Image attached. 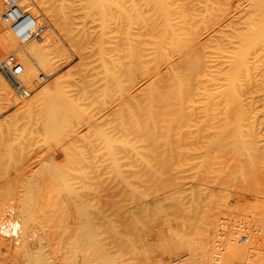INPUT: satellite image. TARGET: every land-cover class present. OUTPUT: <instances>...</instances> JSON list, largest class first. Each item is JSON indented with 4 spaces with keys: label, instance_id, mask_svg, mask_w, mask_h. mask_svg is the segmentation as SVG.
<instances>
[{
    "label": "rangeland",
    "instance_id": "1",
    "mask_svg": "<svg viewBox=\"0 0 264 264\" xmlns=\"http://www.w3.org/2000/svg\"><path fill=\"white\" fill-rule=\"evenodd\" d=\"M53 1H51V2L53 3ZM59 1H60V3L59 2H56V3H59V5L58 4H56V5L53 4V5L56 6L57 9H59V10H57V13L60 14V9L62 10V8H58V7L61 5L60 7H63L64 8V6H62L63 4L61 2H64L66 0H64V1L63 0H59ZM68 1L69 0H67V3H68ZM72 1H73V3H72ZM74 1L75 0L69 1V3H71V5L66 4V3H64V5L66 4L67 7H69V6L71 7L72 4H75L76 3L74 5V9H73V10H75V8L76 7H80L81 4H86V2L87 3L89 2V3L87 4V6L84 5V7H82L83 6L82 5L81 6L82 9L81 8L78 9V15H80V17L78 16L79 18H81L82 16H83L82 18H84L85 17L84 14H86L87 17H85L84 18L85 21H83V22L86 23V25H84L85 23L83 24V22H81L82 19H79L77 17V15L74 14V15H71V16H73V17L75 16L77 18V20L78 19L81 20L80 22L82 24L80 23L81 25L79 24L78 26H75L73 24V26L71 25V27H73V28L76 27V28H79V29H81L82 27H84V29H85L86 26L87 27H90V29L91 28L93 29L95 27L94 28V31H95L97 25H98L99 29H100V27H101V29H103L105 27V25L100 24V23H102V22H100L101 18H104V17H101L100 16L101 14H98V13H97V15H95L96 13L94 14V11H95V9L97 7L96 8L93 7L92 11L90 10L91 8H89L88 11L86 10L88 8L85 9L88 12V14H89V12H90L91 15L93 13L92 16L94 17L95 21H92L91 20L92 16L90 18V16H88L87 12L84 10V8L85 7H88V5L90 7L93 6L90 3L92 1H90V0L87 1L86 0V2H85L83 0L85 3L84 2L81 3V1H80L81 4L78 2V0L75 1V3H74ZM101 1L103 2V3L101 2L103 6H104V4H106L108 7H110L111 6V3L114 2L112 0H108V2H110V3H108L107 0L106 1L105 0H101ZM160 1H162V3L164 4V0H160ZM166 1L167 0H165V2ZM168 1H170V0H168ZM172 1H174V0H171L170 2H167V3H171ZM250 1L251 0H216V1L215 0H197V1L196 0L195 1L194 0H176L173 4H169L168 5L167 3H165V4H167V7L168 8L166 7V10H168V11H171L172 12V9L169 10L170 9L169 7H171L170 5H172L173 6L172 7L173 8V11H175L177 9L178 13H182V12L184 13L185 12L184 14H178L177 11H176V15L178 14V15L183 16L182 19H184V20H182V21L184 23L187 21V19L185 20V15L186 16L189 15L190 17L193 16V18H191V20H190L191 22H190L189 27L187 26L188 27L187 28V31L188 32L191 31L192 34L188 33L187 36L185 35L186 34L185 33V30H186L185 28H186V25H188L186 23L189 22V20L184 25V23H182V21H180V18H181L180 16H177L179 18L176 17L177 19L175 20L173 17H170L169 16V15H171V12H168V13H170V14H168L166 10H165L166 11L165 13H167L168 16L167 15H164V18H166L165 16H167V18H166L167 20H164V18H163V20H164V22L166 24L163 23V22L162 23L156 22L158 26L160 25V27H158V26H155L156 23H153L152 22V25H153V28H152V25L150 26V23H151L150 20H151V17L153 15H155V16L157 15L155 13V11L157 13H159V11H157L158 8L154 7L155 9L153 8V10L150 11L151 10L150 8L152 6L149 7V6L146 5L148 7L147 8L145 6V3L144 2L141 3L142 2L141 1L140 2L141 4H138V5L140 6V5L143 4L142 5V8H144V11L145 12L143 11L142 14H143L144 17H142V16H140V17L138 16L137 17V19L139 18L138 19V22H137L139 24H137L135 22L134 25H135L136 28H137V25H140V27L138 26L139 27L138 29H133V30L131 29V31H133V32H139L140 29H141L140 34H141V32H142V35H143V33L145 34V35H143V36H145L144 37L145 40H146L145 43L146 42L149 43L150 39H153V38H150L149 36L146 37V31H145L146 29L148 31V29H151V28L152 29H155V27H156V30H159L158 33L162 34L164 32V30L166 29V25H168V27L170 26V28H171V29L169 28L170 30H173V29L174 30H177L178 29L177 26L180 27L181 29L179 28L178 30H180L184 34L178 32V30H177V35H178V33H180L181 35H183V36L180 35V37H182L183 40L185 38V41H183L180 38H177L179 36L176 37V35H175L174 36L175 39L176 40L178 39L177 41H175V39L173 38L174 45H176V46L173 45V50L170 48L171 51L169 49H168L169 51H167V48L166 47L168 46V44H167V46L164 45L166 47H164L163 49L165 50V48H166L167 53H164L166 51H164V52L161 51V54L163 55V57H164L165 54L168 55V54H170L172 52H175L176 50L180 49V47H181V49H183L182 47H184L186 44H188L190 46L189 47L187 45V48H186V50L188 49L187 51H189V55L188 56L189 57L190 56H193L194 57V55H197L198 53L202 55V58L205 56L206 59L203 58V61H202V58L201 57L199 58V56H198L199 54L197 55V58H198V60L200 59L201 62H205V61H207L206 63H209L210 62L209 65L208 64H205V65L210 66V68L213 67V69L212 68L211 69L214 70V71L216 70L215 72H216L217 75L215 74V72L213 73L212 71H211L212 72L211 74L212 75L215 74V76L216 77L218 76L217 78H219L220 77L219 75H221L222 71H224V73H225V70H226V73H228L227 67H228L229 63H227V62H229V60H230V58H229L230 56L229 55L231 54V53H229V55H228V52L230 51V50L228 51V49H234L235 50V47H236V44H235L236 42L235 41L239 40L235 36V35H237L236 30L237 29L239 30V28H240L238 26H240L239 22L242 20L241 19V16H242L241 14H243V10H248L246 8H250V6L248 7V5H251ZM105 2H107V3H105ZM135 2H137V1L135 0ZM262 2H263V0H262ZM78 3H79L80 6L79 5L76 6ZM49 4H50L51 7L53 6L51 3H49ZM108 4H110V5H108ZM150 4H151V2H150ZM214 4H215V6H214ZM236 4H237V6H236ZM152 5L154 6V4H152ZM174 5L177 8L176 7L174 8ZM182 5L186 9L185 11H184V9H181V7L184 8ZM210 5H212V6H210ZM143 6H145L146 9ZM164 6H166V5H164ZM67 7H66V9H67ZM70 7H69V9H70ZM108 7H106V8L104 7L105 8V12L108 13V11H109V13L111 12V14H112V11H115L113 9V6H112L111 10H109ZM56 8H54V9L56 10ZM220 8H222V10ZM64 9H63V12H65V10H66V9L65 10ZM69 9L66 10V12H65L66 14H69V11H68ZM161 9H163V8H161ZM225 9H227V10H225ZM263 9H264V7L262 6V7H260L259 11L257 9V11L253 13L254 15L256 13V17L258 16L257 18H259L258 20L261 22V24L264 23V20H263L264 19L263 18V16H264L263 15L264 14L263 13ZM73 10L70 9V11H72V12H73ZM79 10L80 11H85V12H81V13H84V14H79ZM179 10L180 11L182 10V11L180 12ZM223 10H224V12H222ZM201 11H202V13H201ZM204 11H206V14H205ZM220 11H221L222 14L220 13ZM74 12H76V10ZM96 12H98V9L96 10ZM244 12H247V11H244ZM65 13H63V14H65ZM150 13H153V14H150ZM145 14H146V16L149 15V17H147L149 20L147 18H146L147 20L145 19ZM173 14H175V13L173 12ZM173 14H172V16H173ZM253 14H251V15H253ZM98 16H100L101 18L99 19ZM155 16H153L152 19ZM189 16H188V18H190ZM202 16L203 17L206 16L207 18H205V17L203 18ZM88 17L90 18L91 21L89 20ZM96 17H98V19ZM170 18L173 19V20L171 21ZM254 18H255V16H254ZM178 20L182 24H180V22ZM204 20H205V23H204ZM89 21L92 22V23H94V24L93 25L90 24ZM97 21H98V24H96ZM144 21H145V23H144ZM159 21H161L160 18H159ZM192 21H193V23H192ZM140 22H143L144 25H147V23H148V26H146V27L143 25V27H144L145 30L144 29L142 30L143 27H142V24H140ZM169 22H171V23H169ZM194 22L195 23L197 22V23L194 24ZM158 23H160V24H158ZM104 24H105V22H104ZM173 24H175V25H173ZM205 24H206L207 28L209 27L208 29L206 28ZM82 25H84V26H82ZM134 25H133V27H134ZM162 25H163V27L165 29L162 27ZM171 25H173V26H171ZM181 25H182V27H181ZM102 26H104V27H102ZM183 26L185 28H183ZM190 26H192L191 28L194 29V30H192V29L190 30ZM49 27L50 26L47 25V28H49ZM161 27L163 28V31H162V29H160ZM182 28H183V30H182ZM99 29H97L98 32H100ZM39 32H40V30L38 31V33H36L37 36L35 37V39L33 38L32 40H30L26 44L21 45L20 46L21 48L19 46H18L19 48L16 47L14 49L15 55H14V52L13 51H10L11 53L9 52V54L14 55V57L15 56H19L18 54L22 53L21 52V50H23L22 48L26 47V45L28 43L30 44L31 42H33L36 39H38V36L40 37L42 35V33L43 34L45 32L47 33V30H45V32H43V31H41V33H39ZM166 32L167 31L164 32L165 35H166ZM239 32H240V30L238 31V33ZM158 33H157V35H158ZM54 35H55V37L58 38V36H56V34H54ZM142 35H141V38H140L141 40L143 38ZM170 35L171 34L169 33V36ZM193 35H194V37H190V36H193ZM238 35H237V37H238ZM169 36L167 34V37H169ZM184 36H186V37H184ZM209 36H210V39H209ZM223 36L225 37V39H224ZM211 37H213V38H211ZM234 37H235L236 40L233 41ZM144 38H143L142 42L144 41ZM221 38L224 41L223 40H220ZM190 39H192L194 41V44H191V40ZM57 40H58V43L60 44V40H62V39L59 37ZM209 40H210V43H209ZM227 40H229V41H227ZM62 41L65 42L66 40H62ZM62 41H61L62 44H60V45L62 46V48L64 47L63 48V51L64 50L65 51L67 50L64 53V55L62 56V58L64 56H66L65 57L66 59L64 60V58H63V61H62V58H60L61 61L59 62L60 59L59 58H56L55 61H58L60 64L58 62H55L54 59H53V62H55V64H56V65L54 64V66L57 67V71L58 72L56 71V68L53 67L55 71L53 70V74H51L52 72L50 73L52 78L56 77L57 76V73L59 75L60 72H63L65 70L69 69L72 65H75L78 62L77 59L74 58L73 53L71 51H69V49H68L70 46L67 45V44H69V43L65 44ZM178 41L181 44H179V43L175 44ZM189 41H190V43H188ZM230 41H233V42H230ZM184 42H185V44H184ZM217 42H218L219 45L217 44ZM211 43H214V44H212V47H211ZM233 43H234L235 47L233 46ZM197 44L200 45V46H197L196 47L195 45H197ZM225 45L226 46L228 45L229 48L227 46L228 49H226L225 48L226 47ZM230 45H231V47H230ZM67 46H68V48H67ZM192 46H194V47H192ZM216 46L219 49H217ZM220 47H222V50L220 49ZM223 47H224L225 51H223ZM168 48H169V46H168ZM190 48L192 50H190ZM193 48L195 50L197 48V52H196L197 54L195 52L193 54V52H192L194 50ZM202 49L204 50L203 52L201 51ZM214 49H215V52H214ZM206 50L207 51L212 50V51H209L210 52V54H209V52H206ZM16 51H18V52H16ZM233 51H230V52H233ZM51 52H52V50L50 51V53ZM68 52H70V55H69ZM159 52L160 51H158V53ZM190 52H192L193 55L190 54ZM16 53H18V54L16 55ZM48 53H49V51H48ZM175 53L178 56L177 52H175ZM178 53H179V51H178ZM211 53H212V56L213 57L211 56ZM216 53L219 54L220 56L219 55H216ZM66 54H68V55H66ZM224 54H226V55H224ZM52 55H55V53L52 54ZM160 55L157 56L159 59L158 58H154V60L157 59L156 62H154V60H151L154 63L151 62V61H149L148 62V65L149 64H150L149 66L157 65L158 67L156 66V68H159V69H162V67L164 68L165 65L163 66V61L162 60L167 55H165L164 58L162 57V55L161 56ZM170 55L172 56V54H170ZM215 55H216L217 58L216 57L214 58ZM222 55H223V57H222ZM50 56H51V54H50ZM175 56H172V57L168 58V60L169 59L172 60V58L175 57ZM58 57H60V56H58ZM210 57H212L214 60H212ZM219 57H221V59ZM225 57L228 58V61L225 60L226 59ZM187 59H189V58H187ZM192 59H194V60H192ZM192 59H191L192 61L197 60L196 59V56H195V58H192ZM207 59L208 60H211V61L208 62ZM17 61L19 62V57H18ZM29 61H32V63H35L36 62L35 60H32V59H30ZM212 61H213V63H211ZM251 61H253V60H251ZM223 62H225L226 64L223 63ZM183 63H184V61L182 62L181 65H185ZM192 63H191L192 64L191 67H190V64L188 66L186 64V67L190 68L189 71L187 72L188 73V76H187V73H186L185 70L184 71H185L186 76H183L182 75L184 73V72L182 73V71H183V68L182 67H184V66H181V68H180V69H182V71L179 69V72L181 73V74L180 73L179 74L182 76L181 77V81H182L183 78H184L183 80H185V77L186 78L188 77L187 78V79H189L188 81L191 80L190 83H193L195 86H197V84L199 83L197 81H199L200 79H201L200 82L201 81H204V80L202 78H199L201 76V75L199 76V74H198L199 72L197 74L194 73V72H196V70L194 71V69H196V67L194 68L193 65H195V64H194V62H192ZM57 64L59 66H57ZM158 64H161V65H158ZM210 64L213 65V66H211ZM225 65H227V66L225 67ZM257 65L258 64H256L254 67H256ZM160 66H162V67H160ZM60 67H61V69H60ZM166 67H167V65H166ZM168 68H169V66L166 68V70L165 69H162L160 71L161 76H162V72L163 71L165 72V73H163V75L166 74ZM192 68H193V70H192ZM184 69H185V67H184ZM103 70L104 69H101V72ZM186 70H188V69L186 68ZM197 71H198V69H197ZM189 72L193 74V77L196 79V81H193L192 80L193 77L190 79L189 76H192V74H190ZM102 73H104V72H102ZM102 73L99 72V74H98L99 77L97 76L99 79L97 77H96L97 78L96 79L95 76H93L95 78L94 81H96V80L99 81V80H101L100 78H103V79L105 78V80L102 79L101 81H99L100 84H101V86L103 84L102 90L104 89L103 91L100 90V91H102L101 93H99L100 92L99 90L97 92L98 95L99 94H101L100 96L103 95L102 97H98L99 100H98V98H97L96 95H95L96 98L92 95L93 94L92 92H94V94H97L95 92L97 91V88L98 87H100V89H101L100 84H98L99 82L97 81V84H95L96 82L93 81V77H88V79L89 80H92V81H88V79H86V82L88 81V82H92L93 84H95V87L94 86L93 87L96 88V89H94V88L91 87L92 89H94V90H92V89L89 88V90L92 91V92H90L92 94H90V93H88L86 95H83L82 94L83 96H81L78 91L80 90L79 87L82 88L86 84L85 81H84V79L78 78L76 75L75 76L72 75L69 78H66L65 79V81H66L65 84L66 85L65 84H63V85L66 86V88L67 87L69 88V86H70V88L69 89L67 88V90H65L66 89L65 88L64 91H65L66 94L63 92L59 96L62 99H60L59 101L57 100L58 106H57V110L55 112V119L52 120V121H55L54 123H56V126L55 127H54V124L49 120L50 119L49 118V114L46 113V112H42L40 115H38L35 112H28V111H26V112L25 111H23V112L20 111V113H19L17 109L22 104L21 102L24 100V98L18 100L19 102L22 100L20 103H18V104L16 103L15 104L16 106L19 105L18 107L10 104L9 107H8V105H7V107H5V110L3 108V110L0 111V124H1L0 125V141L2 143L3 142L2 140L5 139V137H6L7 138V141H9V142H7L6 139H5V141L3 143H7V146H8V144L11 142L10 145H9L10 146L9 148L6 147V145H5V147L8 149V151H7L8 154L5 152L7 149H5V147H1V146H3V144L0 146V148H2V149L4 148L3 151H1L2 149H0V151L6 153L7 156H8V158L6 156V158H4V159L5 160L8 159V162H9V163H7V160H6V162L4 163V165L5 164H8V165H6V167H7L6 169H5V166H3V164H2V162H4V160L2 162H0V165L2 164L1 166L3 167L2 168V171L4 172V174H2L3 173L2 171H1L2 173L0 172V180H1L0 181V185L1 184L2 185L5 184L7 181L8 182H10V181L14 182L16 180H19L18 177L19 176H22L23 174H25L24 175V178L26 176H29L30 177V180L28 179L29 177H26L25 178L26 180L25 179L23 180L24 183L22 181V183L24 184V185H22L24 187L22 189V191H25L24 193L26 194V197H27V199H28V201L30 203V205H29L30 212H31V209L34 211V212L33 211L31 212L33 214H35V212H39V214L38 213L36 214L39 218L36 215H33L32 214V216H33L32 220L34 219L33 221H34V224H35V225L32 224V227L35 228V230H36V231L34 230L36 232L35 239H38L37 238V235H38V237L41 236V238H40V240H41L42 238H44V236L46 237V234H47V237L46 238L48 239V241H47L48 242L47 243L48 245H46L44 239H43V241H38L37 240L36 242H39L38 244H41L40 245V248L43 249L42 247H44L46 249V250L45 249L44 250L47 251V253L49 255H51L52 257L57 258V259H61V260L64 258V256L65 257H69L71 259H75L76 262L79 264L80 261H81L80 259H82V256H83V258L86 257V256H84V254H82V253L85 252V251H83V249L86 250L85 254L86 253L87 254L89 253L87 255V257H86V258H88V261H89V258L92 257L91 254H93L91 250H94L95 251V249H90L89 250V249L85 248L86 247V245L84 246V242L85 241L82 240L83 241V244H82L81 239H75V235H77L79 231H76L77 234L76 233L75 234H72V236L70 234V239H65V238L59 237L61 234L60 233H59L60 235L58 234L57 228L59 229V228H61L63 226V222L65 223V219L68 217L67 218V221L68 220H76L77 221L79 219V216H80V208L74 209L75 210V213H73L74 210L73 209L71 210V208H69V204L68 203L65 204L66 203L65 197L68 198V195H69L70 197L73 196L74 199L76 197V202H75L76 203V206H79L80 207V204H81V202H82L83 199H84V201L87 200L89 202V205L91 206V208H90L91 210H89V211H93L92 216L90 215V217H92V219L95 217L93 219L94 222L92 221L93 222L92 223L93 225L94 224L97 225L98 222L103 219L102 220L103 222H99V225L100 226L99 225H97V227L96 226H92L91 229H90V231H88V234H89V238L91 240L95 237V235L92 234V233H95V234H97L96 237L99 240L98 242L101 241V243H103V241H105V240H106L105 242H107V241L109 243L111 242L109 244V246H107L109 248L106 247L107 248V251H104V250L102 251V254L103 253H106V254H108V256H111V258L109 260H107V263L108 264H112V261L114 260V258L112 256H114V257L116 256L115 258H119V261L121 263L123 261L124 264H131V262H128L129 260L126 261L127 260L126 259L127 257H128V259H130V255H128L129 250H128V252L126 251L127 253L124 250V247L126 246V244L128 245V243L125 244V241H124L123 244H121V243H119V241L116 242L115 240L111 239L116 234L119 236L118 230L115 233L112 229H115L116 230V228L118 229L119 227H120L119 229H122L121 226H119L118 224H120V222L123 221L122 217L125 216V213L127 212V210H126V212H125V210L124 211L122 210V212L124 214H122L123 216L120 215L121 214L120 213V211H121L120 208L124 207V205L125 206H127V205H129V206L131 205L132 206L133 205V204H130L129 203L131 200L130 201L128 200V196H130V193L128 191L129 189H125V188H128L129 185L126 186V182H125V184H123L124 182L122 183V181L126 180V177L127 176H128V178H130V174H128V172L131 173V171L133 169V167H132V164L133 163H130V162H132L133 159H134L132 157V160H130V158H129V157H131L130 152L131 151L133 152L134 147L138 143L135 144V142L134 141H131V140L129 142H126L125 140H123V142H122V141H120V140H122V138L121 139H118L119 136L118 135H115L116 133L118 134L119 132L122 131V130L117 131L118 129H120L119 127L124 126V125H126V127H127V124H128V123H126V121H127V118H126L127 117L126 116L127 114L126 113H125L126 115L125 114L124 115L122 114V116H125L124 119L121 118V115L120 114L122 113L121 111L123 109H121V106H120V102L119 101L121 100L122 96L125 95V92L128 91V89L130 88V86H128L129 88H127V89L126 88H122L121 91L118 90L117 93H119V94L116 95V97H115L114 94L113 95L111 94V92H114L115 94H117L115 92L116 90H114V87H112L115 84H111V82H109V81L111 79V81L113 83V82H117V79L115 78L116 79L115 80L113 78L114 76L112 75V73H109V70L106 73L107 75L106 74H103L102 75ZM45 74H46L45 72L42 73V71H38L37 74H36V76L33 77L34 78L33 80L35 82H38L39 84H41L39 87H41L45 83V82H40L39 81V77L41 75H43V76H45V78H47L48 76H47V74L46 75ZM177 74H178V72H177ZM167 75H169V73H167ZM227 75L228 74H226V76ZM155 76H157V74ZM215 76H213V77L215 78ZM222 76L225 77V75H223V73H222ZM73 77L75 79L77 77V79H76L77 81L74 80ZM197 78H199V80ZM45 80L47 81V79H45ZM82 80L84 82H82ZM143 80H141V78H139V79L137 78L136 79V82L138 81L139 83L137 82V84L134 86L135 88H132L131 90H129V92H131L134 89H137L135 93H138L141 89H143L144 90V93H146L145 91L148 90V88L146 89V85H147L148 82H147L146 79H143ZM158 80H161V78H159ZM186 80L181 82V85H182L181 87H183V85H184L185 82L188 83V81H186ZM68 81H69V83H68L69 85L67 84ZM72 81H73V83H71ZM78 81H79V83H78ZM221 81L222 80L217 81L218 84H219V82H220V84H222ZM239 81H240L239 83L244 88L246 86V88H245L246 90L249 87L250 88L249 91L252 89L251 86H254V84H255V83L253 84L254 80L251 81L252 82V85H248L247 83H250V82H246L243 79H242V82H241V80H239ZM213 82H214V80H213ZM157 83H159V82L157 81ZM190 83L186 84V87L182 88V89H184L183 91H186L185 89L186 88L188 89V87L191 86ZM72 84H76L77 85V88H76L75 85H73L72 88H71V85ZM193 84L191 86V88H193L192 90H194V88H195V86L193 87ZM243 84L244 85L246 84V85L244 86ZM127 85H124L123 84V86H127ZM28 86H29L28 88H30L32 85H28ZM74 86H75V88H74ZM104 86H105V88H103ZM139 86H140L141 89L139 88ZM199 86H197V88ZM107 87H108V89H110L109 87H111V90H107ZM112 89H113V91H112ZM73 90L76 91V92L73 93L72 92ZM89 90H88V92H89ZM106 90H107V92H106ZM10 91H11V88H10L9 92ZM69 91L72 92V94H70ZM252 91L253 90H251L249 92V94L247 93L248 91H246L247 94H246V96L244 95V99H250L251 94H252V97L253 98L255 97L253 99L254 100L253 101L254 105H252L253 111L251 112V117H252V119H254V121L253 122H250L249 121L248 123H246V122H233L232 119L234 117L232 115H233V112H235L234 109H232L234 111L231 110V113L232 114L229 112V115H228V116H232L233 117L232 119L230 117V119H231L232 122H227L226 119H224L223 116H220V115L217 116L216 120L215 119L212 120L213 118L212 119L209 118L208 121H205L204 120V122H203V120H201L200 117H199V116H202L204 114L203 112H201V113H203L202 115L201 114L199 115L198 114V112H199L198 110H196V112L194 113L193 110H191L188 107V108H184L185 110L182 111L181 114H179L178 111L175 110L173 107L170 108V107L163 106L162 103H161L162 102V99L161 98H158V99H155L154 100L153 107H151V109L148 111V114H147V120H146L145 129L143 128V130H145V133H143L142 130H141V133L145 136L144 139H145V142L146 143L144 142V148H145L144 151L140 152L139 155L142 154L144 156L145 153L147 154V156H146L147 164L149 162V165L148 166L151 167V168L149 167V169H148L149 170V174H150V171L153 172L150 176L153 179L152 182H151V184L153 183L152 184L153 187H151V188L152 189L154 188L153 189L154 190V193H153L154 196L152 195L153 198L152 197L149 198L150 196H148V195L151 194V193L148 194L149 190L148 191L146 190L147 191V194L146 195L148 196L147 198L151 199L150 201L152 203H154L152 205V207H154V209L157 208L158 210L155 209L156 210L155 214L153 213L155 210H151V209H153L152 207L149 208V210H148V213L147 214L150 216L149 218L151 220H149V218H146L145 220L147 221V223L148 222L150 223V221L154 220L153 221L154 224H152V222H151V225L148 223V225L152 229V230L150 229L151 231L148 230V228H150V227H148V228L146 227V229H147L146 235L147 236L145 235V238L144 239H146L147 237L148 238H147V240H144L143 239L144 241H146V242H143V243H145L144 245L142 244L143 246H145V248L144 247L141 248V249H145L146 252H143L144 250H142V252H143L142 254L143 255L141 256V258H140V256H138L139 258H136L138 261L137 260H135L136 262H133L132 261L133 264H135V263L136 264H139V263L142 264L141 262L145 263V261L147 262L146 264H164L166 262H167L166 264H173L172 262L174 260H176V263L175 264H209L210 258H208V256L205 255V254L203 255L201 253V249H200V246H201L200 244H201V242H203V240H201L202 234L200 232V223L198 222L199 221L198 219L203 216V214H202L203 211L200 212L201 210H204V214H206L209 210H211V211L213 210V213L216 216L213 215V213L211 211L210 212L212 214L211 213H208V214H210V217H212L211 215L215 216L214 218L212 217L213 220L217 216L220 215V216L225 217V219H222L221 220L223 223H226L228 221L231 222V227L230 228H227L226 230H224V232L223 231H220V233L222 234V237L218 241V244H219L220 247H219V250L216 251L217 252V255H215L216 261H215L214 264H246L247 263V260H244L245 258L239 257L238 255H237V257L236 256L235 257L229 256V251L227 249V247H228L227 246L228 245V242L227 241H228V239H232L233 238L235 240V242L233 244H231L232 246L235 245V246H243V247L245 246L246 247L247 245H249V242L251 240L249 237L252 234L253 235L254 234H258L257 232H255L256 230H259V226L257 225V223H259V222L257 220H259L262 217L261 214L264 215V119H263V117H260V115L258 114V111H260V107H258V104H260V103H256V101L258 100V98L256 97L257 95H255V94L252 93ZM106 93L109 94V95H107ZM10 94H9L10 95L9 97H12V93L11 92H10ZM63 94H65L66 96L63 95ZM77 94H78V97L75 100ZM89 94H90V96H89ZM74 95H76V96H74ZM91 95L94 98L93 97L91 99L88 98V97H91ZM105 95H107V96H105ZM110 95H112V96H110ZM172 95L173 96H176L173 93H172ZM70 96H74V97L68 98ZM137 96L139 97V95H137ZM104 97H106V98H104ZM117 97H119V98H117ZM13 98H14V96H13ZM66 98H68L69 103L68 102L65 103L66 104V106H65L64 102H66L65 101ZM80 98H82V99L79 100ZM111 98H112V100L115 99L116 101L115 100L110 101ZM15 99H17V98H15ZM70 99L73 100V101H71ZM86 99L87 100L89 99V100L86 101ZM102 99H103V101H102ZM83 100H85V102ZM94 100L98 104L97 103H93ZM78 101H79V103H78ZM98 101L101 103V105L99 104ZM107 102H110V103H107ZM222 102L223 101H221L220 104H222V106L224 107V105H223L224 102L223 103ZM86 103H87V105H86ZM88 103H89L90 106L88 105ZM216 103L217 104L214 106V109H213L215 111L214 112H209V113H212L213 114V113H216V112H220L221 105H218L219 104V101L216 102ZM94 104H95V106H94ZM104 104H105V106H103ZM106 104H108V105L106 106ZM92 105H93L94 108L92 107ZM67 106H69V108ZM85 106L87 108H85ZM13 108H16V109H13ZM60 108L62 110H60ZM70 109H72V110H70ZM117 109H121V111L118 110V112H116ZM188 109H190V111H192L194 115L196 114L195 116H197V114H198L199 116H197L196 118L199 119L200 121L197 120L196 118L194 120V118L189 114L190 111ZM16 111L18 112L17 114H19L21 117L19 115H16V116L14 115L16 113ZM11 112L13 113L14 116L12 115ZM69 112H71V113H69ZM24 113L26 114L25 116H24ZM34 113L36 114V116H35ZM95 113H96V115H95ZM123 113H124V111H123ZM5 114H7V115H5ZM91 114H93V115H91ZM90 115L92 116V119L89 117ZM115 115H116V117H115ZM10 116H11V118H10ZM45 116H47V117H45ZM106 116H107V118H106ZM88 117L91 120L95 121V122L91 123L92 121L91 122L90 121H86V119H88ZM8 118L11 119V121L12 120H14V121L12 123H11V121H9L11 123L10 124L9 122H7L9 120ZM12 118H14V119H12ZM115 118H117V119H115ZM18 119H19V121H18ZM99 119L102 120V121L100 122ZM114 119L116 121H114ZM120 119L123 122L125 120L126 121L123 123V122H121ZM210 120H211V122H209ZM5 121H6V123H4ZM97 121L100 123L98 125V127L96 125H94L95 123L96 124L98 123ZM195 121H198V123L202 122V125L203 126L199 125ZM14 122L16 123L17 126L15 125ZM110 122H111V124H110ZM118 122H119V124L123 123L124 125L122 124L121 126L120 125L118 126V124H117ZM208 122H209V124L211 123L209 126H208ZM129 123H130V121H129ZM8 124H9V126L11 125L10 128H9ZM30 124H32V125H30ZM40 124H42L44 126L41 125V127H40ZM195 124H198L199 126H201L202 127V130H203V127H205V129L202 131L200 129L201 127L198 128L199 126L197 125L198 127L196 128L195 127L196 126ZM204 124H206V125H204ZM6 125H7L8 128L6 127ZM129 125H132V124H128V127H130ZM95 126L97 128L94 129L93 127H95ZM113 127L117 128V129H115ZM195 128L196 129H200V131H202V132L197 133L198 130H196ZM6 129L8 130V133L9 134L7 133ZM106 129H109L110 130L109 132H111L112 130L114 132L112 131L111 133H109L108 130H106ZM19 130L21 131V133H20ZM38 130L41 131V133L43 134L42 135L43 137L41 136V134L39 133ZM43 130H44V132H43ZM87 130L88 131L91 130V131H89L88 133H86ZM195 130L197 132H195ZM13 131H14L15 134L12 133ZM33 131H35V132H33ZM102 131H104V133ZM4 132L7 133V136L9 135V137H7L4 134ZM113 133L115 135L114 137H113V135H111ZM10 134H12V135H10ZM35 134L37 136H35ZM87 134H88V136H87ZM104 134H106V135L104 136ZM90 135L93 136L94 138L93 137L92 138L89 137ZM108 135H110V136L108 137ZM3 136H4V138H3ZM13 136H15V137H13ZM26 136H28V137H26ZM38 136H40L41 138H39ZM60 136H62V137H60ZM66 136H68V137H66ZM1 137L3 139H1ZM12 137L14 138V140L11 141V138ZM33 137H36V139H34L35 142H33V145H30V144H32V141H34L33 140ZM49 137H51V138H49ZM82 137H83V139H82ZM74 138L75 139L77 138V139L72 144L75 143V145H76V143H77V147H78V144H81L82 143V142H80L82 140L85 143H86L87 140L91 141V143H92V141H94L95 142V148L93 146V144H94V142H93L92 144L91 143H89V144L88 143L83 144L85 148H86L87 145H88V147L90 146L89 148L87 147L88 149H85L82 145H80L81 147L79 146L78 147V150H80V152H79L80 154L82 152L85 153L86 150L87 151L89 149L92 150V146H93L94 149H97V150H94V149L93 150L96 151L95 153H96V155H97L98 158L95 156V153L94 152H93L94 153L93 156H89V155H92L93 154L92 152H91L92 154H90V153L87 154L86 153L85 156H89V157H85L84 154L82 153L83 155H81L82 156L81 159L79 157H77V159H80V162L78 163L79 160H77V159L75 160L74 159V158H76L74 156H76V154H77L76 152L77 151H74L75 154H71V153H73V150L75 149V148H72V147H75V145L73 146L72 144H70L69 146L71 148L69 146H68L69 148L67 147V142H70L71 140L74 141ZM111 138L112 139L114 138V139L111 140ZM25 139H27V140L29 139V141L31 139V141L28 143V141L25 140ZM42 139H43V141H41ZM63 139H65V140L62 141ZM96 139L98 140V142L96 141ZM105 140L106 141L108 140V141L106 142ZM109 140H110V142H109ZM13 141H15V142H13ZM38 141L40 143H37ZM41 142H43V143H41ZM56 142H59V143H57V145H54V144H56ZM120 142H122V145L123 146H121V143ZM131 142H133V143H131ZM149 142H150V144H149ZM34 143H37V144L35 145ZM23 144H28L29 147H28V145L27 146H24ZM126 144H127L128 147L126 146ZM21 145H23V146H21ZM130 145L133 147V149H131V146ZM145 145H146V147H147V145H149V147H147L148 149H146ZM31 146H33V148ZM102 146L103 147L106 146V147L105 148H102ZM142 146H143V142H142ZM142 146L141 145L140 146L137 145L136 147L140 148V150L139 149H137V150L141 151L142 150L141 148H143ZM15 147H17V148L15 149ZM26 147L29 148V149L27 148V150H28L27 153L29 154L31 152L29 155L27 154V156H28L27 158H25L26 155H25V157H23L24 155H22L23 153H26V151L24 150V148L26 149ZM60 147L63 148V149L66 148L67 149L66 151H67L68 155H67L66 151H64L65 154L63 152H62V154L61 153H58L60 151ZM82 147L85 149V151H84V149H83V151L80 149ZM113 147H115V148H113ZM120 147H121V149H120ZM122 147H123V149H122ZM124 147H125V149H124ZM117 148H119L121 151L118 152L119 149H117ZM70 149H72V150H70ZM113 149H114V151L116 150V153L118 152L116 154V156H115V152L113 151ZM16 150H17V154H18V151H19V154H21V156H18L17 157V158H21L20 159V160H22L21 161V165H20V161H18V159L12 160L17 155L15 153V156H13L14 153H12V151L14 152ZM36 150H37V152H36ZM68 150H70L71 153H69ZM75 150H77V149H75ZM111 150L113 151L114 154L111 153ZM122 150H123V153H122ZM103 152H104V154H103ZM11 153H12V155L10 156ZM40 153L42 155H40ZM69 154H70V156L72 155L74 158H72V156L70 158L69 157ZM102 154H103V157L104 158L107 157V158H105L107 160H105L103 157H101ZM132 154H134V152ZM2 155H4V154L1 153V156H0L1 159H0V161L3 158ZM64 155L65 156H68L69 158L68 157L64 158L63 157ZM142 155H141V159H144L145 156L142 158ZM50 156H52L51 157V161L49 163H47V165L41 167V165H39V163L41 161H43V160L49 159ZM62 157L64 158V160L67 159V161H68V159L69 160H72L73 159L72 161H68V162H71V164L75 163L74 160L77 161V163L79 165V167H78V165L76 163L77 168L80 169V167H82L81 170H83V168L86 166V168H84V169H87V172L89 170H92V172H93V170L96 168L95 166H97L96 170H97L98 173H95L96 174V176H95V175H93L94 172L92 173L90 171V173H92L91 174L92 175V178H91L89 172H88L89 176H87L88 175L87 173L86 174L84 173L86 170H83V172L80 171L82 174H84L86 176L85 177L83 175L84 178H87L88 177V180L90 178L89 181L86 180V179L83 180L82 177L80 178V176H82V174H80V172L79 173L76 172V171H79V170H77V168L74 167L76 169V171H75V169L73 168V166H76V165H72V168H70V167L67 168L70 171H72V173L69 172V171H67L66 165L63 164V162L65 163V161L63 160ZM91 157H92V159H91ZM114 157H116V158H114ZM87 158L88 159L90 158V161L91 160L93 162L94 161L95 162L97 161L99 163L96 162V164H95V162H94V164H93L92 162H90L93 165L92 164H88L86 162V159ZM93 158L94 159L96 158V160H94ZM23 159L24 160L27 159V162L26 161H23ZM114 160H116V161H114ZM144 160H142V161H144ZM14 161H17L18 163L14 162ZM81 161L82 162L84 161L83 164H85V162H86V164L85 165H82L81 164ZM35 162H37V163H35ZM88 162H89V160H88ZM140 162L141 161H139V163ZM11 163L14 165V170L13 171H12V166L13 165L11 166ZM57 163H59V164L62 163L64 166H62V164H61L62 167L60 165L58 167H56V165H58ZM100 163H102V164H100ZM145 163L146 162H144V165H145ZM29 164L30 165L33 164V165L30 166ZM97 164H100V165L98 166ZM130 164H131V167H130ZM142 164H141L140 167H142V166L144 167V165H142ZM17 165H19L20 167L17 166ZM25 165H26V167H25ZM87 165H90V166H87ZM112 165H113V167L116 165V167L113 168V167H111ZM69 166H71V165H69ZM90 167H92V169ZM22 168H23V170H22ZM43 169H44V171H43ZM61 169L63 170L62 176L64 177L62 179H61L62 176H60V173L62 171ZM130 169H131V171H130ZM36 170H38V171H36ZM65 171L67 172V174H66L67 176H68V173H69V176H70V174H72L71 175V178H69V176L66 177V175L64 173ZM30 172H32V173H30ZM47 172L49 174L48 175L49 177L46 175ZM13 174H14V176H13ZM50 175H51L52 178L50 177ZM3 176H5V177H3ZM56 176H59V177H56ZM43 177H44V179H43ZM94 177H95L94 180H96V181H94L95 184H94V182H93V184L95 186H93V185H90L89 186L88 185V182L92 181ZM122 177H123V179H122ZM151 177H150V180H149V177L147 178V180H149V183L147 182L148 183L147 184L148 186H150L149 184H150V181H151ZM54 178H56V181H54ZM67 178L70 179V180L73 179V180H75V182L81 181V183H83V185L81 187L82 190L79 187L77 188L76 185H73V186L77 190L74 189L73 186L69 185L70 183H68V182H70V180L69 181L66 180ZM128 178H127V180H128L127 184L130 181ZM81 179L83 180V182H82ZM119 179H120V181H119ZM45 180L46 181L48 180L47 181L48 184L50 186H53V188L54 187L55 188L57 187V190H58L57 193L58 192L59 193L58 194L56 193V189L55 188H54V191L52 192V193H54L53 196H55L57 194V197H55V200H53L54 197L51 196L52 195L51 194L52 187H51V189L48 188L49 191L47 193H46V191H44L45 190V187H43L44 185H42V182L44 183ZM63 180L64 181L66 180L65 183H67V185H69L72 188L69 189L70 187H68L65 184L64 185H61V184L64 183ZM51 181L52 182H56V184L52 183ZM75 182L73 181L72 183H75ZM118 182L119 183L121 182L124 186L121 183L119 184ZM90 183H92V182H90ZM49 185H46V186H49ZM83 186L85 187V189L83 188ZM87 186H89V187L92 186V187L91 188H87ZM60 187H61V190H60ZM118 187H120V188H118ZM123 187H124V189L126 191L125 190L123 191ZM115 188H117V190L118 189H121L122 190L121 191L122 194L119 193V191L117 192V190H115ZM46 189H47V187H46ZM87 189H89V190H87ZM152 189L150 190V192H153ZM49 192H50V195H49ZM61 192H65L66 195H64V193H61ZM114 192H115L116 195L114 194ZM59 194H60V198L61 199H59V202H56V200L59 198ZM62 194H63V196H61ZM117 194H119V195L121 194V195L120 196H117ZM114 195H115V197H118V198H113ZM46 197H47V199H45ZM49 197H50V199L48 201V198ZM63 197H64L65 200L63 199ZM43 198H44V200H43ZM114 199H116L115 200L116 202L114 201ZM60 200H62V201H60ZM152 200H155V201L153 202ZM198 200L199 201L202 200V202L199 203V204H201V206L197 203V202H199ZM50 201H51L52 204L50 203ZM63 201H65L64 202L65 206L63 204ZM87 201H85V202H87ZM117 201L118 202L119 201H123V202L117 203ZM127 201H129V202H127ZM55 202H56V204H55ZM59 203H60V205H59ZM44 204H46V207L47 208L44 206ZM61 204H63V206ZM103 204L110 206V207L107 206L108 210H110L109 208L116 209V207H118V206L120 207V205H121V207L118 208L119 209V212H118V209H116V211L120 215V216L119 215L118 216L121 217V219H120L121 221L119 222V220H118L119 223L117 222L116 215H114L115 213L113 214V217L116 218L115 219L116 221L111 216V214L108 213L110 215L109 216L108 214L106 215V212H105V215H106V217H105V215L102 214L103 212L100 213L101 209L104 208V207H102ZM41 205H42V207H41ZM156 205H157V207H156ZM55 206L58 207V208H56ZM66 206H68V207L67 208H64ZM114 206H115V208H114ZM61 207H62V209L60 211V208ZM41 208H42V210H41ZM107 208L102 209V211L103 210L106 211ZM52 209H54V210H52ZM64 209H67V212L66 213H65L66 210H64ZM123 209L130 210V207H127V208L124 207ZM205 210H206V212H205ZM53 211L56 212V215H59V216H56V217H58L57 218L58 220L56 219V217H54L55 215H53V214H55V212L51 214V212H53ZM97 211H99V213L101 214L100 217L97 214ZM150 211H152L151 213H153V214L149 213ZM62 212H64V213H62ZM70 213L71 214L73 213V214L70 215ZM128 213H130V211H128ZM197 213H198V215H201V214L202 215L201 216H198V215L196 216ZM50 214L53 215V218L51 217ZM62 214H63V216L65 215L66 217L64 216L65 217L64 218L62 216ZM74 214H76V215H74ZM34 216H36V218ZM119 217H118V219H119ZM197 217H199V218H197ZM50 218H51V221L49 220ZM59 218H61V219H59ZM123 218H125V217H123ZM262 218L261 219L264 220V217H262ZM62 219H64L63 222H62ZM80 220H81V217H80ZM52 221H53V223H52ZM57 221L58 222L60 221L62 223V224L60 223L62 226L59 227L60 224L58 223L59 225L55 227V225H57ZM104 221H106V222H104ZM146 221H145V223H146ZM49 222L51 223V227H48L46 225ZM112 222H114V223H112ZM105 223H108L109 225L106 224L107 225V227H106ZM45 225L47 226V228H46ZM104 225H105V227H104ZM110 226L112 227V229H111ZM113 226H115V227L113 228ZM94 227H95V229L99 227L100 230L99 229L98 230H95ZM240 228H243L244 231L241 232V229ZM52 229H56V230H53V232H52ZM106 229H107V231H106ZM91 230H92V232H91ZM55 231L57 233H55ZM105 231L108 233V235L110 237L107 234L105 235ZM110 231H112V232H110ZM43 232H45L46 234H44ZM109 232H110L111 235L109 234ZM42 233H43V236H42ZM102 233H104V234H102ZM150 233H151V235H150ZM99 234L102 235V238H100L101 236ZM232 234H234V235H232ZM240 235H246V238L247 239H246L245 242H242L241 238L239 237ZM259 235L262 237L261 238L262 242L258 246H260L263 243V245L261 246V250H260L261 253H262L261 254L262 258H261L259 264H264V233H262V231H261L259 233ZM96 237H95L94 240L97 241V238ZM59 240H61V241H59ZM49 241H50V243H49ZM57 241H59V244H58ZM55 244H57V245L55 246ZM72 244L73 245L74 244L75 245L77 244V247H75V245H74V247H75L74 248L73 246H71ZM81 244L83 246L82 247L83 249H81ZM45 245L47 247L49 246V248H47ZM68 245H70L71 247L68 246ZM62 246L64 247L63 249H62ZM68 247H70L71 249H69ZM57 248H59L60 252L57 250ZM73 248L75 250H76V248H78V250L76 252L73 251L74 254H75V258H74V256H73V258L71 257V255H73V252H72V250H74ZM129 248H127V249H129ZM61 249L63 251H65V252L61 251ZM125 249H126V247H125ZM87 251H89V252H87ZM69 253H72V254H69ZM109 253H111V254H109ZM112 253H115V254H112ZM106 254H105V256H106ZM66 255H69V256H66ZM123 255H125L124 260H123ZM93 256H95V253H94ZM2 257H3V259H2ZM144 257H145V259H143V260H145V261L142 260V258H144ZM92 258H96V257H92ZM120 258L122 259V261L120 260ZM168 258L169 259L172 258V259L169 260ZM161 260H162V262H161ZM11 261H12L11 258H7L6 259L5 256H3V255L0 256V262H1V264H10V263L12 264L13 262H11ZM169 261H170V263H169ZM90 263H92V261ZM96 264H97V261H96Z\"/></svg>",
    "mask_w": 264,
    "mask_h": 264
},
{
    "label": "bare ground",
    "instance_id": "2",
    "mask_svg": "<svg viewBox=\"0 0 264 264\" xmlns=\"http://www.w3.org/2000/svg\"><path fill=\"white\" fill-rule=\"evenodd\" d=\"M51 1H53V0H24L23 1V10L24 11H26V12H28V13H30L35 19H36V21H37V31H36V33H38V31L40 30V32L39 33H41V31H43V32H45V30H47V33L45 32L44 34L42 33V35L39 37L38 36V39H36L35 41H33V42H31L30 44L28 43L27 45H26V47H24V48H22L23 50H21V52L22 53H20V54H18V53H16V55L18 54L19 56H15L14 57V55H15V52H14V49L16 48V47H20L21 45H19L17 42H16V40L13 38V36L11 35V33L8 31V29H7V26L1 21V18H0V29H1V32H0V61L1 60H4V59H6L7 57H9V56H12L14 59H15V61H17V59H18V57H19V62H18V64H19V66L21 67V74H20V81H21V83L26 87V89H27V91H28V94L25 96V98H24V100L21 102L22 104L20 105V107H18V106H16L15 104L17 103H20L19 101H18V99H15V97L13 98V95H12V97H9L11 94H10V92H9V90H10V86H9V84L7 83V81L4 79V77L0 74V111H2L3 110V108H4V110H5V107H7V105H8V107L10 106V104L11 105H14V106H16V107H18V112L20 113V111L21 112H23V111H28V112H35V113H37L38 115H40L42 112H46V113H48L49 114V120L54 124V127L56 126V123H54L55 121H52V120H54L55 119V112H56V110H57V106H58V104H57V100L59 101L60 99H62V98H60L59 96L64 92L65 93V91H64V89L66 88V86H64L63 84H65V79L66 78H69L70 76H72V75H76L78 78H81V79H84V81H85V85H84V87H79L80 88V90L78 91L79 93H80V95L81 96H83V95H86V94H88V93H90V92H92L91 90H89V88L90 89H92V88H94L95 87V84H97V81L98 80H96V81H94V79L98 76L99 77V72L100 73H102V72H104V73H102V75L103 74H106L107 73V71L109 70V73H112V75L114 76L113 78L115 79H117V82H113L112 83V81H111V79H110V81L109 82H111V84H115V85H111L112 87H114V90H116L115 92L117 93L118 92V90H122V88H129L128 86H130V88L128 89V91H126L125 92V95L124 96H122V98H121V100L119 101L120 102V106H121V109H123L122 111H121V109H117V111L116 112H118V110H120L122 113L120 114L121 115V118H123L124 119V117L125 116H122V114L124 115L125 113L127 114H125L127 117V121L129 120L130 121V123H129V121L127 122L126 120V123H128V124H132V125H129L130 127H128V124H127V127H126V125H124L123 123L125 122H123L121 119V122H123V123H121V124H119V122L117 123L118 124V126L120 125H124V126H121V127H119L120 129H118L117 131H119V130H122L121 132H119L118 134L116 133L115 135H118L119 136V138L118 139H121L122 138V140H120V141H122L123 142V140H125L126 142H129L130 140L131 141H134L135 142V144H137V145H141L142 146V142H143V148H141L142 150L141 151H139L140 150V148H138V147H134V149H133V147L131 146V149H133V152H134V154H132L133 152L131 151L130 152V154H131V157H129L130 158V160H132V157L134 158L133 159V161L132 162H130V163H133L132 164V167H133V169H132V171H131V169H130V171H131V173L130 172H128V174H130V178H128V176L126 177V180H124V181H122V183L123 184H125V182H126V186L127 185H129L128 186V188H125V189H129L128 191H129V193H130V196H128V200L130 201H127V202H129L130 204H133L132 206L130 205H127V206H125L124 205V207H130V210H128V209H123L124 207H122V208H120L121 207V205H120V207L118 206V207H116V209H118V208H120L121 209V211H120V215H122V214H124L123 212H122V210L124 211L125 210V212H126V210H127V212L125 213V216H123V217H125V218H123L122 217V219H123V221H121L120 219H121V217H119L120 215L118 214V212H119V209H118V212L116 211V209H113V208H109L110 210H108V208H107V206L108 207H110L109 205H104L103 204V206L102 207H104V208H107V210L106 211H102V209H104V208H100L101 209V211H100V213H102V214H104L105 215V212H106V215L109 213V214H111V216L113 217V214L114 215H116V218H117V222H118V220H119V222H120V224H118L119 226H121V228L122 229H117L116 228V230L115 229H112V227H111V229L116 233V231L118 230V233H119V236L116 234L113 238H111V239H113V240H115L116 242L117 241H119V243H121V244H123V242L125 241V244L126 243H128V245L126 244V249L127 248H129V249H125V247H124V250H125V252L127 251L128 252V250H129V253H128V255H130V259H128V257L125 259L126 261H128V262H131V264H133L132 263V261L133 262H136L135 260H137L136 258H139L138 256H140V258H141V256L143 255L142 253L143 252H146V250L145 249H141V248H145V246H143L145 243H143V242H146V241H144V240H147V238L146 239H144L145 238V235H146V232H147V229H146V227L148 228V227H150L149 225H148V223H147V221L145 220L146 218H149L150 216L147 214L148 213V210H149V208H151L152 207V205L154 204V203H152L150 200L151 199H149V198H151L152 197V195H153V193H154V188L152 189L151 187H153L152 186V184H151V182H152V177L150 176L153 172H151L150 171V174H149V167L150 166H148L149 165V162H148V164H147V160H146V156H147V154L145 153V157L142 155V158L144 157V159H141V155H139L140 154V152H142V151H144V142H145V136L141 133V130H142V132L143 133H145V130H143V128L145 129V126H146V120H147V114H148V111L151 109V107H153V102H154V100L155 99H158V98H161L162 99V105L163 106H165V107H170V108H174L175 110H177L178 111V113L179 114H181V112L182 111H184L185 109L184 108H190L191 110H193V112L195 113L196 112V110H198L199 112H198V114L200 115H202L203 113V115L202 116H199L198 114H197V116H199L200 117V119L201 120H203V122H204V120L205 121H208V119L209 118H213L212 120H216V118H217V116L218 115H220V116H223V118L224 119H226V121L227 122H232L231 121V119L233 120V122H246V123H248L249 121L250 122H253L254 121V119H252V117H251V112L253 111V109H252V105H254V103H253V99L255 98H253L252 97V94H251V97H250V99H244V95L246 96V94L248 93L249 94V92L251 91V90H253L252 91V93L253 94H255V95H257L256 97L258 98V100L256 101V103H260V104H258V107H260V111H258V114L260 115V117H263V119H264V23L263 24H261V22L258 20L259 18H257L256 17V13H255V15L253 14L254 12H256L257 11V9H258V11H259V9H260V7H264V0H263V2H262V0H251L250 1V3H251V5H248V7L250 6V8H246V9H248V10H243V14H241L242 16H241V21L239 22V24H240V26H238V27H240L239 28V30H240V32L238 33V29L236 30V32H237V35H238V37H237V35H235L236 36V38H238L239 40H237V41H235L236 43V47H235V45H234V43H233V46L235 47V50L234 49H228L229 48V46H228V48H227V46L225 47L226 49H228V51L230 50V51H233V52H228V55H229V53H231L229 56V58H230V60H229V62H227V63H229V65H228V67H227V71H228V73H226V70H225V73L226 74H228L227 76H226V74L224 73V71H222V73H223V75H225V77L224 76H222V73H221V75H219L220 77L219 78H217L216 76H215V74H216V70L214 71V70H212L213 69V67H211L210 68V66H208L209 65V61H211V60H208V62L209 63H206L207 61H205V62H201V60L199 59L198 60V58H197V55L199 54H197L196 52H197V48H196V50L194 49L192 52H193V54H194V52L197 54V55H194V57L193 56H188L189 55V51H187L186 50V48H187V45L188 44H186L184 47H182L183 49H181V47H180V49L182 50H180V49H178V50H176L175 52H177V54H178V56L176 55V53L175 52H172V53H170V54H172V56H175V57H173L172 58V60H168V58H170V57H172L170 54H165V55H167L166 57H165V55H164V57H163V55L161 54V51H166V48H167V51H171V49L173 50V45H174V41H173V38L175 39V35H176V37L177 36H179V37H177V38H180V39H182V37H180V33H183V32H181L180 30H178L180 27H178L177 25V30H178V32H180V33H178V35H177V30H170L171 28H170V26L168 27V25H166V29L163 27V25H162V27L165 29L164 30V32L165 31H167L166 32V35H165V33L163 32L162 34H160V33H158V31L159 30H156V27H155V29H152L153 28V25H152V22L153 23H156V22H160V23H165L164 22V20H167L166 18H167V13L168 12H171V11H168V10H166V7H167V4L169 5V4H173L176 0H174V1H172L171 3H167V2H170V1H166L165 2V0H164V4L162 3V1H160V0H136L137 2H135V0H112V1H114V2H112L111 3V6L110 7H108L106 4H104V6L102 5V1L100 0H90V1H92V2H90L91 3V5H93V6H89L88 5V7H85L84 8V10L86 9V8H88V9H86L87 11L89 10V8H91L90 10L92 11V9H93V7H97L96 9H95V11H94V14L95 15H97V13L98 14H101L100 16L101 17H104V18H101L100 16H98L99 17V19L101 18V20H100V22H102V23H100V24H102V25H105V27L104 26H102V27H104L103 29H101V27H100V29H99V27H98V25H97V27H96V29H95V31H94V28L92 29H90V27H87L86 26V28L84 29V27H82L81 29H79V28H76V27H71V25L73 26V24L75 25V26H78L81 22H83V21H85L84 20V18L85 17H87L86 16V14H84V13H81V12H85V11H80L79 10V14H84V18H79L80 17V15H78V9L79 8H81L82 9V7H84V5H86L87 6V4L89 3H87L86 2V0H84L85 2H86V4H81V3H83L84 1L83 0H78V2L80 3V1H81V6L79 5V3L76 5V6H80V7H76L75 8V10H76V12H74L75 10H73L74 9V5L76 4L75 3V1H77V0H75L74 1V3L75 4H72V6L70 7V9L71 10H73V12L72 11H70V9H69V7H67V5L66 4H69V5H71V3H69V1H71V0H69L68 1V3H67V0L66 1H64V2H61L63 5L62 6H64V8L66 9V7H67V9H69L68 11H69V14H66L65 12H66V10L63 8V7H58V8H62V10L60 9V14L59 13H57V10H59V9H57L56 8V6H54V5H56V4H58L59 5V3H60V1L59 0H54L53 1V3L51 2ZM88 1V0H87ZM106 1V0H105ZM142 1V2H141ZM195 1V0H194ZM197 1V0H196ZM216 1V0H215ZM55 2V3H54ZM56 2H59V3H56ZM84 2V3H85ZM102 2V3H101ZM107 2H108V0H107ZM107 2H105V3H107ZM145 3V6L147 5V6H152L150 9V11H152L153 10V8L154 7H156V8H158V10L157 11H159V13H157L156 11H155V13L158 15H153V16H155L153 19H152V17H151V20H150V26L152 25V28L151 29H148V31H147V29L145 30L144 29V27H143V25H144V23H145V21L148 19L147 17H149V15H147L146 16V14H145V21H144V23L143 22H140V24H142V30L144 29L145 31H146V37L147 36H149L150 38H153V39H150V41H149V43H145V36H143V35H145L144 33H143V35H142V32H141V34H140V31H141V29H140V31L139 32H133V31H131V29L133 30V29H138L139 27H140V25H137V28L135 27V22L137 23L138 22V19H137V17L139 16H142V17H144L143 16V11H144V8H142V5H138V4H141V3ZM150 2H151V4H150ZM200 2V1H199ZM205 2V1H204ZM244 2V1H243ZM49 3H51L53 6L51 7L50 6V4ZM64 3H66L65 5H64ZM72 3H73V1H72ZM101 3V4H100ZM108 3H110V2H108ZM165 3H167V4H165ZM202 3V2H201ZM238 3V2H237ZM113 4V5H112ZM152 4H154V6L152 5ZM204 4V3H203ZM211 4V3H210ZM108 5H110V4H108ZM164 5H166V6H164ZM179 5V4H178ZM184 5V4H183ZM182 5V6H183ZM112 6H113V9L115 10V11H112V14H111V12L109 13V11H108V13L107 12H105V8L106 7H108L109 8V10H111V8H112ZM145 6H143V7H145ZM146 6V7H147ZM171 7H169L170 9L169 10H171L172 9V12H171V15H169L170 17H173L175 20L177 19V18H179V17H177V16H180L181 18H180V21H182V20H184V19H182L183 18V16H181V15H178V14H184L183 12L182 13H178V11H177V9L175 10V11H173V6L172 5H170ZM210 6H212V5H210ZM209 6V7H210ZM214 6H215V4H214ZM236 6H237V4H236ZM56 8V10L54 9V8ZM105 7V8H104ZM146 7H145V9H146ZM176 6L174 5V8H175ZM181 7V6H180ZM184 7V6H183ZM220 7V6H219ZM148 8V7H147ZM161 8H163V9H161ZM168 8V7H167ZM177 8V7H176ZM212 8V7H211ZM238 8V7H237ZM63 9L65 10V12H63ZM98 9V12H96V10ZM155 9V8H154ZM181 9H184V11L186 10L185 9V7L184 8H182L181 7ZM221 10H222V8H220ZM224 9V8H223ZM3 10H4V6H3V3H2V1L0 0V15H1V13L3 12ZM100 10V11H99ZM104 10V11H103ZM142 10V11H141ZM167 11V13H165L166 11ZM225 10H227V9H225ZM62 11V12H61ZM86 11V12H87ZM176 11H177V15H176ZM180 11V10H179ZM182 11V10H181ZM180 11V12H181ZM203 11V10H202ZM202 11H201V13H202ZM229 11V10H228ZM244 11H247V12H244ZM100 12V13H99ZM145 12V11H144ZM149 12V11H148ZM173 12L175 13V14H173ZM205 12V14H206V11H204ZM222 12H224V10L222 11ZM63 13H65V14H63ZM68 13V12H67ZM220 13H221V11H220ZM263 13H264V9H263ZM63 14V15H62ZM74 14H76L77 15V17L79 18V19H82V21L81 20H77V18L74 16H71V15H74ZM87 14H88V12H87ZM150 14H153V13H150ZM168 14H170V13H168ZM172 14H173V16H172ZM187 14V13H186ZM212 14V13H211ZM222 14V13H221ZM228 14V13H227ZM251 14H253V15H251ZM92 15H93V13H92ZM91 14H90V12H89V14H88V16H90V18H91V16H92ZM164 15H167V16H165L166 18H164ZM175 15V16H174ZM216 15V14H215ZM264 15V14H263ZM189 16V15H188ZM188 16H186L185 15V20L187 19V21L189 20V22H185L186 24H188V25H186V28L183 26V28H185L186 30H185V35L187 36V34L188 33H190V34H192V32L190 31L192 28V26L194 25V24H196L195 22H194V24L192 25V26H190V32H188L187 31V28L189 27V25H190V20H191V18H193V16L192 17H190V18H188ZM209 16V15H208ZM212 16V15H211ZM214 16V15H213ZM254 16H255V18H254ZM98 17H96L97 19H98ZM177 17V18H176ZM187 17V18H186ZM203 17V16H202ZM205 18H207L206 16H204ZM203 17V18H204ZM210 17V16H209ZM240 17V16H239ZM248 17V18H247ZM89 18V17H88ZM90 18H89V20H90ZM159 18H160V20L161 21H159ZM163 18H164V20H163ZM257 18V19H256ZM263 18H264V16H263ZM94 19V17L92 16V18H91V20L92 21H95V19ZM103 19V20H102ZM144 19V18H143ZM171 19V18H170ZM169 19V20H170ZM202 19V18H201ZM215 19V18H214ZM90 20V21H91ZM149 20V19H148ZM173 19H171V21H172ZM207 20V19H206ZM264 20V19H263ZM81 21V22H80ZM89 21V22H90ZM105 22V24H104V22ZM179 21V20H178ZM179 21V22H180ZM194 21V20H193ZM193 21H192V23H193ZM196 21V20H195ZM239 21V20H238ZM175 22V21H174ZM208 22V21H207ZM85 22H83V24H84ZM160 23H158V24H160ZM169 23H171V22H169ZM182 23H184L183 21H182ZM181 22H180V24H182ZM185 23H184V25H185ZM202 23V22H201ZM204 23H205V20H204ZM82 24V23H81ZM80 24V25H81ZM90 24H94V23H92V22H90ZM96 24H98V21H97V23ZM137 24H139V23H137ZM166 24V23H165ZM168 24V23H167ZM179 24V25H180ZM47 25L48 26H50L49 28L51 29H49V28H47ZM84 25H86V23L84 24ZM84 25H82V26H84ZM91 25V26H92ZM133 25H134V27H133ZM173 25H175V24H173ZM173 25H171V26H173ZM101 26V25H100ZM139 26V27H138ZM145 27L146 26H148V23H147V25H144ZM155 26H158L157 25V23L155 24ZM165 26V25H164ZM188 26V27H187ZM203 26V25H202ZM205 26H206V24H205ZM204 26V27H205ZM158 27H160V25L158 26ZM160 28V29H162V31H163V28ZM181 27H182V25H181ZM203 27V28H204ZM170 28V29H169ZM183 28H182V30H183ZM195 28V27H194ZM206 28H207V26H206ZM209 28V27H208ZM207 28V29H208ZM233 28V27H232ZM235 28V27H234ZM49 29V30H48ZM97 29H99V31L100 32H98V30ZM159 29V28H158ZM181 29V28H180ZM169 30V31H168ZM192 30H194V29H192ZM135 31V30H134ZM144 31V32H145ZM156 31V32H155ZM187 31V32H186ZM207 31V30H206ZM157 33H158V35H157ZM169 33L171 34L170 36H169ZM232 33V32H231ZM54 34H56V36H58V38L60 37L62 40H66L65 42L64 41H62V40H60V44H62L61 43V41L62 42H64L65 44H67V43H69V44H67V45H69L70 47L68 48V46H67V48L69 49V51H71L72 53H73V56H74V58L75 59H77V63L75 64V65H72L69 69H67V70H65V71H63V72H60L59 73V75H58V73H57V76L56 77H54V78H52L51 77V74H53V70H54V68H56V71H57V67L56 66H54V64H55V62H58V61H55V59L56 58H62V56L64 55V53L67 51H63V48H62V46L58 43V38L57 37H55V35ZM167 34H168V36L169 37H167ZM184 34V33H183ZM196 34V33H195ZM141 35L143 36V38H144V41L142 42V40H143V38H142V40L140 39L141 38ZM217 35V34H216ZM37 36V35H36ZM181 36H183V35H181ZM186 36H184V37H186ZM215 36V35H214ZM221 36V35H220ZM233 36V35H232ZM231 36V37H232ZM240 36V37H239ZM190 37H194V35L193 36H190ZM224 37V36H223ZM57 38V39H56ZM211 38H213V37H211ZM35 39V38H34ZM147 39V38H146ZM179 39V40H180ZM187 39V38H186ZM209 39H210V36H209ZM224 39H225V37H224ZM178 40V39H177ZM176 39H175V41H177ZM183 40V39H182ZM188 40V39H187ZM191 40V44H194V41L192 40V39H190ZM220 40H223L222 38L220 39ZM230 40V39H229ZM229 40H227V41H229ZM234 40H236L235 39V37H234V39H233V41ZM148 41V40H147ZM183 41H185V38H184V40ZM182 41V42H183ZM224 41V40H223ZM226 41V42H227ZM233 41H230V42H233ZM193 42V43H192ZM208 42V41H207ZM214 42V41H213ZM219 42V41H218ZM218 42H217V44H218ZM177 43H179V44H181L179 41L178 42H176L175 44H177ZM188 43H190V41L188 42ZM209 43H210V40H209ZM220 43V42H219ZM167 44H168V46H169V48H168V46H167ZM170 44V45H169ZM178 44V45H179ZM184 44H185V42H184ZM212 44H214V43H211V47H212ZM228 44V43H227ZM64 45V44H63ZM164 45H166V46H164ZM207 45V44H206ZM219 45V44H218ZM174 46H176V45H174ZM189 46V45H188ZM196 47L197 46H200V45H195ZM202 46V45H201ZM214 46V45H213ZM18 47V48H19ZM23 47V46H22ZM164 47H166L165 48V50L163 49ZM178 47V46H177ZM190 47V46H189ZM192 47H194V46H192ZM209 47V46H208ZM217 47V46H216ZM230 47H231V45H230ZM17 48V49H18ZM21 48V47H20ZM171 48V49H170ZM175 48V47H174ZM210 48V47H209ZM214 48V47H213ZM212 48V49H213ZM169 49V50H168ZM217 49H219L218 47H217ZM216 49V50H217ZM220 49L222 50V47H220ZM52 50V52L50 53V51ZM190 50H192L191 48H190ZM10 51H13L14 52V55H11V54H9V52ZM48 51H49V53H48ZM158 51H160L159 53L162 55V57L164 58L162 61H163V66L165 65V67L163 68L162 66H160V67H162V69H165L166 70V68L169 66V68H168V70H167V72H166V74H164L163 75V73H165L164 71L162 72V76H161V73H160V71L162 70V69H159V68H156V66L157 65H152V66H149L148 65V62L149 61H151V60H154V58H158L157 56H159L160 54L158 53ZM167 51L166 52H164V53H167ZM178 51H179V53H178ZM202 52L204 51L203 49L201 50ZM209 51H212V50H209ZM209 51H207L206 50V52H209ZM219 51V50H218ZM223 51H225V49H224V47H223ZM12 52V53H13ZM16 52H18V51H16ZM192 52H190V54H192ZM214 52H215V49H214ZM217 52V51H216ZM222 52V51H221ZM11 53V52H10ZM55 53V55H52V54H54ZM69 53V55H70V52H68ZM223 53V52H222ZM50 54H51V56H50ZM174 54V55H173ZM192 54V55H193ZM205 54V53H204ZM209 54H210V52H209ZM66 55H68V54H66ZM160 55V56H161ZM185 55V56H184ZM201 54H199L198 56H199V58L201 57L202 58V55L200 56ZM206 55V54H205ZM216 55H219V54H217L216 53ZM216 55L214 56V58L216 57ZM224 55H226V54H224ZM58 56H60V57H58ZM184 56V57H183ZM195 56H196V59L197 60H195V61H192V60H194V59H192V58H195ZM211 56H212V53H211ZM220 56V55H219ZM51 57V58H50ZM66 56H64L63 58H64V60L66 59L65 58ZM72 57V56H71ZM151 57V58H150ZM192 57V58H191ZM213 57V56H212ZM212 57H210L212 60H214ZM222 57H223V55H222ZM228 57V56H227ZM63 58H62V61H63ZM161 58V57H160ZM187 58H189L192 62H194V64L195 65H193V67L195 68L196 67V69H194V71L196 70V72H194V73H198L199 74V76L201 75H203L202 77L200 76H198L199 78H202L204 81H201L200 82V80H199V78H197L199 81H197V82H199L198 84H197V86H199L198 88H197V86H195L193 83H190L191 82V80L190 81H188L189 79H187L186 77H185V80L186 81H188V83H190L191 84V86H192V84H193V87L195 86V88H194V90H192L193 88H191V86L190 87H188V89L186 88L185 90L186 91H183L184 89H182V88H184V87H186V84H188V83H184V85H183V87H181L182 85H181V82L182 81H185V80H183L182 79V81H181V73L179 72V69L181 68V66H184L185 67V69H184V67H182L183 68V71H182V69H180L181 71H182V75L183 76H186V74H185V71H186V73L189 71V69L190 68H188V67H186V64H187V66L190 64V67H191V65L193 64L189 59H187ZM203 58H205V56L203 57ZM203 58H202V61H203ZM209 58V59H210ZM217 58V57H216ZM220 59H221V57H219ZM218 58V59H219ZM226 58V57H225ZM30 59H32V60H35L36 62L35 63H32V61H29ZM53 59H54V61L55 62H53ZM58 59V60H59ZM73 59V58H72ZM150 59V60H149ZM159 59V58H158ZM206 59V58H205ZM70 60V59H69ZM156 60L157 59H155L154 60V62H156ZM223 60V59H222ZM225 60H227L228 61V58H226ZM251 60H253V61H251ZM61 61V59L59 60V62ZM68 61V60H67ZM184 61V63L183 64H185V65H181L182 64V62ZM58 62V63H59ZM151 62H153V61H151ZM153 62V63H154ZM108 63V64H107ZM192 63V64H191ZM211 63H213V61L211 62ZM223 63H225V62H223ZM60 64V63H59ZM73 64V63H72ZM157 64V63H156ZM162 64V63H161ZM161 64H158V65H161ZM205 64H208V65H205ZM226 64V63H225ZM256 64H258L256 67H254ZM56 65V64H55ZM64 65V64H63ZM166 65H167V67H166ZM204 65V66H203ZM211 65V64H210ZM227 65H225V67L227 66ZM262 65V66H261ZM57 66H59L58 64H57ZM109 66V67H108ZM149 66V67H148ZM211 66H213V65H211ZM54 67V68H53ZM158 67V66H157ZM258 67V68H257ZM109 68V69H108ZM186 68L188 69V70H186ZM60 69H61V67H60ZM101 69H104L102 72H101ZM197 69H198V71H197ZM211 69V70H210ZM226 69V68H225ZM59 70V69H58ZM185 70V71H184ZM192 70H193V68H192ZM191 70V71H192ZM38 71H42V73L43 72H45L46 74H47V78H45V76H43V75H41L40 77H39V81L40 82H45L41 87H39L41 84H39L38 82H35L33 79V77H35L36 76V74H37V72ZM55 71V70H54ZM111 71V72H110ZM190 71V72H191ZM214 73L215 72V74H211L212 72ZM52 72V73H51ZM58 72V71H57ZM177 72H178V74H177ZM189 72V73H190ZM51 73V74H50ZM56 73V72H55ZM54 73V74H55ZM108 73V74H109ZM167 73H169V75H167ZM180 73V74H179ZM201 73V74H200ZM45 74V75H46ZM157 74V76H155ZM160 74V75H159ZM190 74H192V73H190ZM195 74V75H196ZM101 75V74H100ZM107 75V74H106ZM168 77H167V76ZM212 75V76H211ZM217 75V74H216ZM93 76H95V78L93 77ZM111 76V75H110ZM138 76V77H137ZM187 76H188V73H187ZM206 76V77H205ZM213 76H215V78L213 77ZM77 77H76V79H77ZM88 77H93V81L94 82H96L95 84H93L92 82H88V81H92V80H89L88 79ZM97 77V78H98ZM112 77V76H111ZM190 77V79L193 77V74H192V76H189ZM196 77V76H195ZM205 77V78H204ZM222 77V78H221ZM42 78V79H41ZM74 78V77H73ZM96 78V79H97ZM139 79V78H141V80H143V79H146L147 80V85H146V89L148 88V90H146L145 92L146 93H144V90L143 89H141L140 88V86H139V88L141 89L138 93H135L136 92V90L137 89H134V90H132L131 92H129V90H131L132 88H135L134 86L137 84V82H136V79ZM159 78H161V80H158ZM45 79H47V81L45 80ZM75 78H74V80H76ZM86 79H88V83L86 82ZM99 79V78H98ZM101 80L103 79V78H100ZM115 79V80H116ZM195 78L193 77L192 78V80L193 81H196V79L194 80ZM242 79L244 80V81H246V82H250V83H247L248 85H252V82L251 81H253L254 80V82H253V84H254V86H251V90L249 91V87H248V89L246 90L245 88H246V84L244 85L245 86V88L239 83L240 81L239 80H241V82H242ZM101 80H99V81H101ZM103 80H105V78L103 79ZM107 80V79H106ZM213 80H214V82H213ZM220 80H222L221 81V83L222 84H220V82H219V84H218V82L217 81H220ZM77 81V80H76ZM83 80H82V82H84ZM98 81V82H99ZM144 81V80H143ZM157 81L159 82V83H157ZM225 83H224V82ZM38 83V84H37ZM69 83V81L67 82V84ZM71 83H73V81L71 82ZM78 83H79V81H78ZM81 83V82H80ZM90 83V84H89ZM139 83V82H138ZM141 83V82H140ZM157 83V84H156ZM244 83V82H243ZM93 84V85H92ZM98 84H100V82L98 83ZM123 84L124 85H127V86H123ZM28 85H32L30 88H28L29 86ZM66 85V84H65ZM69 85V84H68ZM73 85H75L76 86V88H77V85L76 84H72L71 85V88H72V86ZM75 86H74V88H75ZM94 86V87H93ZM100 86H101V84H100ZM102 86H103V84H102ZM102 86H101V89H100V87H98L97 88V91L95 92V93H97L98 92V90L100 91V90H102ZM117 86V87H116ZM138 86V85H137ZM136 86V87H137ZM189 86V85H188ZM92 87V88H91ZM161 87V88H160ZM68 88V87H67ZM67 88L65 89V90H67ZM69 88H70V86H69ZM68 88V89H69ZM78 88V89H79ZM103 88H105V86L103 87ZM110 89H108V87H107V90H111V87H109ZM117 88V89H116ZM191 88V89H190ZM89 90V92H88V90ZM94 89H96V88H94ZM94 89H92V90H94ZM145 89V88H144ZM87 90V91H86ZM104 90V89H103ZM102 90V91H103ZM107 90H106V92H107ZM124 90V89H123ZM102 91H100L99 93H101ZM112 91H113V89H112ZM125 91V90H124ZM246 91H248L247 93H246ZM73 93H75L76 91H72ZM72 92H70L69 91V93L70 94H72ZM77 92V93H78ZM110 92V91H109ZM68 93V92H67ZM78 93V94H79ZM93 93V94H92ZM92 93H90V94H92L94 97H95V95L97 96V98L98 97H102V96H100L101 94H99L98 95V93L97 94H94V92H92ZM172 93L174 94V95H176V96H173L172 95ZM10 94V95H9ZM66 94V93H65ZM65 94H63V95H65ZM78 94H77V96L76 95H74V96H76V98H75V100L77 99V97H78ZM83 94V95H82ZM90 94H89V96H90ZM103 94V93H102ZM107 94V93H106ZM111 94L113 95L114 94V96L116 97V95H118L119 93H117V94H115L114 92H111ZM91 95V97H88V98H92L93 96ZM107 95H109V94H107ZM107 95H105V96H107ZM112 95H110V96H112ZM137 95H139V97L137 96ZM66 96V95H65ZM74 96H70V97H68V98H72V97H74ZM141 96V97H140ZM93 97V98H94ZM120 97V96H119ZM119 97H117V98H119ZM138 97V98H137ZM243 97V98H242ZM68 98H66V102H64V104L65 103H69V101H68ZM96 98V97H95ZM104 98H106V97H104ZM113 98V97H112ZM112 98H111V100L110 101H113V100H115V99H113L112 100ZM82 98H80L79 100H81ZM20 100V99H19ZM71 100V99H70ZM89 100V99H88ZM87 99H86V101H88ZM93 100V99H92ZM98 100H99V98H98ZM107 100V99H106ZM216 100V101H215ZM18 101V102H17ZM71 101H73V100H71ZM84 102H85V100H83ZM102 101H103V99H102ZM101 101V102H102ZM116 101V100H115ZM202 101V102H201ZM219 101V104L218 105H221V110H220V112H216V113H209V112H214L215 110H213L214 109V106L217 104L216 102H218ZM221 101H223L222 103H223V105H224V107L222 106V104H220L221 103ZM61 102V101H60ZM75 102V101H74ZM99 102V101H98ZM78 103H79V101H78ZM93 103H97L95 100L93 101ZM107 103H110V102H107ZM81 104V103H80ZM98 104V103H97ZM99 104L101 105V103L99 102ZM103 104V103H102ZM63 105V104H62ZM79 105V104H78ZM86 105H87V103H86ZM88 105H89V103H88ZM108 104H106V106H107ZM65 106H66V104H65ZM70 106V105H69ZM69 106H67L68 108H69ZM90 106V105H89ZM94 106H95V104H94ZM103 106H105V104L103 105ZM196 106V107H195ZM75 107V106H74ZM92 107H93V105H92ZM198 107V108H197ZM254 107V106H253ZM85 108H87L86 106H85ZM90 108V107H89ZM94 108V107H93ZM255 108V107H254ZM8 109V108H7ZM13 109H16V108H13ZM81 109V108H80ZM190 109H188L189 111H190ZM232 109H234L235 110V112H233V117L232 116H228L229 115V112L231 113V110ZM60 110H62L61 108H60ZM70 110H72V109H70ZM234 110H232V111H234ZM255 110V109H254ZM100 111V110H99ZM123 111H124V113H123ZM17 111H16V113L14 114L15 116L16 115H19V114H17L18 113ZM77 112V111H76ZM98 112V111H97ZM115 112V111H114ZM193 112L192 111H190V115L194 118V120H195V118L197 117V116H195L194 114H193ZM201 112H203V113H201ZM12 113V112H11ZM10 113V114H11ZM34 113V114H35ZM69 113H71V112H69ZM81 113V112H80ZM91 113V112H90ZM209 113V114H208ZM9 114V113H8ZM67 114V113H66ZM119 114V113H118ZM232 114V113H231ZM5 115H7V114H5ZM12 115H13V113H12ZM13 115V116H14ZM26 114L24 113V116H25ZM87 115V114H86ZM91 115H93V114H91ZM89 116L91 119H92V116ZM95 115H96V113H95ZM258 115V116H259ZM20 116V115H19ZM35 116H36V114H35ZM72 116V115H71ZM6 117V116H5ZM21 117V116H20ZM19 117V118H20ZM38 117V116H37ZM44 117V116H43ZM45 117H47V116H45ZM83 117V116H82ZM88 117V119H86V121H92L91 123H93V122H95V121H93V120H91L90 118ZM95 117V116H94ZM93 117V118H94ZM115 117H116V115H115ZM198 117V118H199ZM230 117H231V119H230ZM10 118H11V116H10ZM28 118V117H27ZM106 118H107V116H106ZM125 118V119H126ZM129 118V119H128ZM9 119V118H8ZM7 119V120H8ZM12 119H14V118H12ZM22 119V118H21ZM25 119V118H24ZM90 119V120H89ZM102 119V118H101ZM115 119H117V118H115ZM114 119V121H116ZM197 119V118H196ZM6 120V121H7ZM100 120V119H99ZM104 120V119H103ZM109 120V119H108ZM119 120V119H118ZM197 120H199V119H197ZM230 120V121H229ZM3 121V120H2ZM6 121L4 122V123H6ZM9 121H11V119H9L7 122H9ZM14 120H12L11 121V123L13 122ZM18 121H19V119H18ZM85 121V122H86ZM102 120H100V122H101ZM200 121V120H199ZM46 122V121H45ZM89 122V123H90ZM98 122V121H97ZM195 122H197L198 123V121H195ZM194 122V123H195ZM209 122H211V120L209 121ZM209 122H208V126L211 124H209ZM213 122V121H212ZM3 123V122H2ZM3 123V124H4ZM10 123V122H9ZM10 123V124H11ZM15 123V122H14ZM44 123V122H43ZM103 123V122H102ZM114 123V122H113ZM201 123V124H200ZM200 123H198L199 125H201V126H203L202 125V122H200ZM18 124V123H17ZM100 123L98 122L97 124L95 123L94 125H96L97 127H98V125H99ZM104 124V123H103ZM106 124V123H105ZM110 124H111V122H110ZM115 124V123H114ZM116 124V125H117ZM198 124H195L196 126V128L199 126ZM1 125V124H0ZM15 125H16V123H15ZM30 125H32V124H30ZM41 125L42 124H40V127H41ZM90 125V124H89ZM93 125V124H92ZM93 125V126H94ZM198 125V126H197ZM204 125H206V124H204ZM5 126V125H4ZM8 126H9V124H8ZM17 126V125H16ZM42 126H44V125H42ZM53 126V125H52ZM93 127L94 129L95 128H97V127ZM107 126V125H106ZM115 126V125H114ZM201 126H199L198 128H200ZM6 127H7V125H6ZM11 127V125L9 126V128ZM19 127V126H18ZM24 127V126H23ZM36 127V126H35ZM207 127V126H206ZM5 128V127H4ZM8 128V127H7ZM25 128V127H24ZM92 128V127H91ZM113 128H115V127H113ZM195 128V129H196ZM12 129V128H11ZM18 129V128H17ZM39 129V128H38ZM104 129V128H103ZM110 129V128H109ZM109 129H106V130H108V132L110 131ZM115 129H117V128H115ZM201 130H202V127L200 128ZM200 129H196V130H198V132L195 130V132H197V133H199V132H202L204 129H205V127H203V130L202 131H200ZM207 129V128H206ZM15 130V129H14ZM41 130V129H40ZM40 130H38L39 131V133L41 134V136L43 135L42 133H41V131ZM6 131H7V133H8V130L6 129ZM5 131V132H6ZM20 131V130H19ZM36 131V130H35ZM35 131H33V132H35ZM89 131H91V130H89ZM88 130H87V132L86 133H88L89 132ZM113 131V130H112ZM111 131V132H112ZM116 131V130H115ZM4 132V134L7 136V133H5ZM32 132V133H33ZM43 132H44V130H43ZM73 132V131H72ZM103 133H104V131H102ZM107 132V131H106ZM111 132H109V133H111ZM114 132V131H113ZM11 133V132H10ZM12 133H14V131L12 132ZM20 133H21V131H20ZM93 133V132H92ZM98 133V132H97ZM96 133V134H97ZM102 133V134H103ZM3 134V135H4ZM9 134V133H8ZM15 134V133H14ZM34 134V133H33ZM70 134V133H69ZM72 134V133H71ZM4 135V136H5ZM10 135H12V134H10ZM30 135V134H29ZM39 135V134H38ZM106 134H104V136H105ZM111 135H113V137L115 136L114 135V133L113 134H111ZM146 135V134H145ZM199 135V134H198ZM4 136H3V138H4ZM20 136V135H19ZM35 136H37L36 134H35ZM70 136V135H69ZM87 136H88V134H87ZM110 135H108V137H109ZM197 136V135H196ZM7 137H9V135L7 136ZM13 137H15V136H13ZM11 138V141L12 140H14V138ZM26 137H28V136H26ZM39 138H41L40 136H38ZM43 137V136H42ZM60 137H62V136H60ZM66 137H68V136H66ZM89 137H93V136H89ZM88 137V138H89ZM198 137V136H197ZM2 137H1V139H3ZM24 138V137H23ZM49 138H51V137H49ZM94 138V137H93ZM5 139H6V141H7V138L5 137ZM5 139H3L2 141L4 142L5 141ZM9 139V138H8ZM34 139H36V137H33V140ZM55 139V138H54ZM60 139V138H59ZM67 139V138H66ZM77 139V138H76ZM75 138H74V141L73 140H71L70 142H67V147L70 145V144H72L73 142H75V140H76ZM82 139H83V137H82ZM114 139V138H113ZM112 138H111V140H113ZM20 140V139H19ZM25 140H27V139H25ZM39 140V139H38ZM58 140V139H57ZM56 140V141H57ZM65 139H63L62 141H64ZM68 140V139H67ZM70 140V139H69ZM85 140V139H84ZM92 140V139H91ZM16 141V140H15ZM15 141H13V142H15ZM28 141V143L31 141V139H30V141H29V139L27 140ZM41 141H43V139L41 140ZM60 141V140H59ZM61 141V142H62ZM80 141V140H79ZM78 141V142H79ZM89 140H87L86 141V143H91V141H89ZM96 141L98 142V140L96 139ZM106 141V140H105ZM108 141V140H107ZM106 141V142H107ZM1 143V141H0V146L3 144V146H1V147H5V145H6V147H10L9 145H10V143L8 144V146H7V143ZM7 142H9V141H7ZM19 142V141H18ZM33 142H35V140L34 141H32V144H30V145H33ZM80 142H82L81 144H78V147L80 146V145H82L83 147H84V145L83 144H86L83 140L82 141H80ZM94 141H92V143H93ZM102 142V141H101ZM109 142H110V140H109ZM115 142V141H114ZM122 142H120L121 143V146H123L122 145ZM125 142V143H126ZM37 143H40L39 141L37 142ZM37 143H34L35 145L37 144ZM41 143H43V142H41ZM57 143H59V142H56V144H54V145H57ZM91 143V144H92ZM103 143V142H102ZM113 143V142H112ZM117 143V142H116ZM115 143V144H116ZM119 143V144H120ZM131 143H133V142H131ZM146 143V142H145ZM110 144V143H109ZM118 144V145H119ZM149 144H150V142H149ZM14 145V144H13ZM24 146H27L28 144H23ZM23 145H21V146H23ZM73 146L75 145V143L74 144H72ZM71 145V146H72ZM117 145V146H118ZM125 145V144H124ZM53 146V145H52ZM59 146V145H58ZM93 146H94V148H95V142H94V144H93ZM93 146H92V150L91 149H89L87 152L85 151V149H88L89 147H88V145L86 146V148L84 149L83 147L82 148H80L82 151H83V149H84V151H85V153H83L84 154V156L86 155V153L87 154H92L93 152L95 153L96 151H94V150H97V149H94L93 148ZM97 146V145H96ZM100 146V145H99ZM126 146H127V144H126ZM134 146V145H133ZM5 147V149H7ZM28 147H29V145H28ZM28 147H26V149L24 148V150L26 151V153H23L22 155H24L23 157H25V155H26V157L25 158H27L28 156H27V152H28V150H27V148ZM32 148H33V146H31ZM42 147V146H41ZM44 147V146H43ZM54 147V146H53ZM70 147V146H69ZM68 147V148H69ZM78 147H77V143H76V145H75V147H72V148H75V149H77V150H73V153H71V151L70 150H72V149H70V150H68L69 151V153H71V154H75L74 153V151H77L76 153V156H74V157H76V158H74L72 155V158H74L75 160L77 159V157H79L80 159L82 158V156L81 155H83L82 153L80 154L79 152H80V150H78ZM81 147V146H80ZM88 147V148H87ZM106 147V146H105ZM105 147H103L102 146V148H105ZM128 147V146H127ZM126 147V148H127ZM145 147H146V145H145ZM147 147H149V145H147ZM146 147V149H148ZM17 147H15V149H16ZM39 148V147H38ZM49 148V147H48ZM51 148V147H50ZM55 148V147H54ZM71 148V147H70ZM97 148V147H96ZM113 148H115V147H113ZM0 149H2V148H0ZM4 149V148H3ZM3 149L1 150V151H3ZM23 149V148H22ZM29 149V148H28ZM42 149V148H41ZM94 149V150H93ZM109 149V148H108ZM112 149V148H111ZM117 149H119V148H117ZM120 149H121V147H120ZM118 150V152H120L121 150ZM122 149H123V147H122ZM124 149H125V147H124ZM137 149H139V150H137ZM20 150V149H19ZM38 150V149H37ZM37 150H36V152H37ZM40 150V149H39ZM50 150V149H49ZM67 149L66 148H61L60 147V151L58 152V153H61L62 154V152L64 153V151H66ZM102 150V149H101ZM100 150V151H101ZM0 151V156H1V153H3L4 155H2L3 156V158H2V160L0 161V162H2L3 160H4V162H2V164H3V166H5V169L7 168L6 167V165H8V164H5L4 165V163L6 162V160H7V163H9L8 162V159H4V158H6V156H7V154H8V149L5 151L6 153H4V152H1ZM34 151V150H33ZM103 151V150H102ZM101 151V152H102ZM113 151H114V149H113ZM113 151L111 150V153L112 154H114L113 153ZM126 151V150H125ZM45 152V151H44ZM92 152V153H91ZM115 152V156H116V154L118 153H116V150L114 151ZM12 153H14L13 154V156H15V153L17 154V150L16 151H12ZM12 153L10 154V156L12 155ZM31 153V152H30ZM29 153V154H30ZM48 153V152H47ZM66 153H67V151H66ZM80 155H79V154ZM94 153L92 154V155H89V156H93L94 155ZM107 153V152H106ZM122 153H123V150H122ZM18 154H19V151H18ZM16 155V157H14V159H12V160H16V159H18V161H20V165H21V161L22 160H20L21 158H17L18 156H21V154H19V155ZM28 154V155H29ZM65 154V153H64ZM103 154H104V152H103ZM103 154H102V156L101 157H103ZM144 154V153H143ZM40 155H42L41 153H40ZM67 155H68V153H67ZM79 155V156H78ZM106 155V154H105ZM104 155V156H105ZM133 155V156H132ZM5 156V157H4ZM71 156H70V154H69V157L71 158ZM81 156V157H80ZM89 156H85V157H89ZM95 156L97 157V155H96V153H95ZM114 156V155H113ZM51 157L52 156H50V158L49 159H47V160H43V161H41L40 163H39V165H41V167H43V166H45V165H47V163H49L50 161H51ZM64 158H66V157H68V156H63ZM62 157V158H63ZM68 157V158H69ZM7 158H8V156H7ZM41 158V157H40ZM64 158H63V160H64ZM84 158V157H83ZM98 158V157H97ZM104 158V157H103ZM105 158H107V157H105ZM104 158V159H105ZM114 158H116V157H114ZM1 159V158H0ZM80 159H77V160H79L78 161V163L80 162ZM91 159H92V157H91ZM94 159V158H93ZM102 159V158H101ZM103 159V160H104ZM110 159V158H109ZM108 159V160H109ZM112 159V158H111ZM11 160V161H12ZM36 160V159H35ZM41 160V159H40ZM73 160V159H72ZM72 160H69L68 159V161H72ZM74 160V162L75 163H73V164H71V162H68L67 161V159L66 160H64L65 161V163L63 162V164H65L66 165V169L68 168V167H70V168H72V165H76V163H77V161H75ZM84 160V159H83ZM88 160H89V162H88ZM94 160H96V158L94 159ZM105 160H107V159H105ZM142 160H144V161H142ZM23 161H26L27 162V159L26 160H24L23 159ZM68 163H67V162ZM85 161V160H84ZM84 161L82 162L81 161V164L82 165H85L86 164V162L88 163V164H94V162L91 160L90 161V158L88 159H86V162H85V164H83L84 163ZM114 161H116V160H114ZM139 161H141L140 163H139ZM14 162H16V163H18L17 161H14ZM31 162V161H30ZM38 162V161H37ZM37 162H35V163H37ZM90 162H92V163H90ZM97 162V161H96ZM96 162H95V164H96ZM112 162V161H111ZM144 162H146L145 163V165H144ZM25 163V162H24ZM32 163V162H31ZM34 163V164H35ZM56 163V162H55ZM67 163V164H66ZM70 163V164H69ZM78 163H77V165H78ZM97 163H99V162H97ZM104 163V162H103ZM106 163V162H105ZM109 163V162H108ZM107 163V164H108ZM143 163V164H142ZM151 163V162H150ZM1 164V165H2ZM15 164V163H14ZM58 165H56V167H58L59 165L61 166V164H59V163H57ZM62 164V166H64ZM92 164V165H93ZM100 164H102V163H100ZM100 164H97L98 166L100 165ZM141 164L142 165H144V167L142 166V167H140L141 166ZM147 164V165H146ZM0 165V166H1ZM13 164L11 163V166H12ZM28 165V164H27ZM30 165V164H29ZM33 165V164H32ZM32 165H30V166H32ZM50 165V164H49ZM68 165V166H67ZM69 165H71V166H69ZM77 165L76 166H73V168L74 167H76L77 168ZM105 165V164H104ZM110 165V164H109ZM10 166V167H11ZM17 166H19V165H17ZM36 166V165H35ZM55 166V165H54ZM61 166V167H62ZM81 166V165H80ZM87 166H90V165H87ZM107 166V165H106ZM20 167V166H19ZM25 167H26V165H25ZM37 167V166H36ZM40 167V166H39ZM60 167V168H61ZM78 167H79V165H78ZM94 167V166H93ZM96 168H97V166H95ZM94 167V168H95ZM109 167V166H108ZM111 167H113V165L111 166ZM114 167H116V165L114 166ZM113 167V168H114ZM130 167H131V164H130ZM2 166L0 167V172L2 171ZM45 168V167H44ZM48 168V167H47ZM50 168V167H49ZM64 168V167H63ZM84 168H86V166L84 167ZM83 168V170H86L84 173L86 174H88V172H89V174H90V177L92 178V173H93V175H95L96 176V174L95 173H98L97 172V170H96V168L93 170V172H92V170H89L88 172H87V169H84ZM91 169H92V167H90ZM102 168V167H101ZM151 168V167H150ZM52 169V168H51ZM65 169V168H64ZM75 169V168H74ZM82 169V167H80V169L79 168H77V170H79V171H76V169H75V171L76 172H83V170H81ZM110 169V168H109ZM11 170V169H10ZM14 170V165L12 166V171ZM22 170H23V168H22ZM47 170V169H46ZM62 170V169H61ZM60 170V171H61ZM102 170V169H101ZM151 170V169H150ZM18 171V170H17ZM16 171V172H17ZM36 171H38V170H36ZM43 171H44V169H43ZM59 171V172H60ZM67 171H69V172H71L72 173V171H70L69 169H67ZM90 171L92 172V173H90ZM3 172V171H2ZM1 172V173H2ZM20 172V171H19ZM42 172V171H41ZM80 172V174H82ZM6 173V172H5ZM30 173H32V172H30ZM43 173V172H42ZM62 173H63V170L61 171V173H60V176H62ZM65 173V175L67 174V172L65 171L64 172ZM2 174H4V172L2 173ZM57 174V173H56ZM55 174V175H56ZM79 174V175H80ZM89 174L87 175V176H89ZM6 175V174H5ZM17 175V174H16ZM24 175L25 174H23L22 176H19L18 177V179L19 180H16V181H14V182H12V181H10V182H6L5 184H1L0 185V222H2L3 220H4V215H5V213H6V209H10V210H12L13 211V213L15 214V219L17 220V227H18V229H19V232H18V234L16 233V237L15 238H12V237H10L11 235L10 234H8V232H5L4 233V235L2 234V235H0V256L1 255H3V256H5V258L7 259V258H11L12 259V261L11 262H13L12 264H78L77 262H76V260L75 259H71V258H69V257H65L64 256V258L61 260V259H57V258H54V257H52L51 255H49L48 253H47V251H45L46 249L44 248V247H42L43 249H41L40 248V245L41 244H38L39 242H36L37 240L38 241H43V239H44V241H45V243H46V245H48L47 243V241H48V239L46 238L47 237V234L45 233V232H43L44 234H46V237L44 236V238H42L41 240H40V238H41V236L40 237H38V235H37V238L38 239H35V236H36V230H35V228H33L32 227V224H34V219L32 220V218H33V216H32V214L33 213H31L33 210L31 209V212H30V210H29V205H30V203H29V201H28V199H27V197H26V194L24 193L25 191H22V189L24 188L22 185H24L23 183H24V179L26 178V177H29V176H26L25 178H24ZM47 176L49 175L48 174V172H47V174H46ZM54 175V176H55ZM64 175V176H65ZM71 175L72 174H70V176H69V173H68V176H69V178H71ZM74 175V174H73ZM78 175V174H77ZM84 174H82V176H80V178L82 177L83 178V180L84 179H86V180H88V177L87 178H84V176H83ZM13 176H14V174H13ZM67 175H66V177H68ZM3 177H5V176H3ZM49 177V176H48ZM50 177H51V175H50ZM56 177H59V176H56ZM74 177V176H73ZM86 177V176H85ZM149 177V180H150V177H151V181H150V186H148L147 184L149 183V180H147V178ZM46 178V177H45ZM52 178V177H51ZM62 178H64L63 176L61 177V179ZM127 178L130 180L129 181V183L127 184V182H128V180H127ZM154 178V177H153ZM8 179V178H7ZM12 179V178H11ZM29 180H30V177L28 178ZM43 179H44V177H43ZM75 179V178H74ZM95 179V177L93 178V180L92 181H90V182H92V183H90V182H88V185L90 186V185H93V186H95L94 184H95V182L94 181H96V180H94ZM121 179V178H120ZM120 179H119V181H120ZM122 179H123V177H122ZM121 179V180H122ZM26 180V179H25ZM66 180H70V179H66ZM65 180V181H66ZM73 180V179H72ZM72 180H70V182H68V183H70L69 185H71V186H73V185H76V187L78 188H80L81 189V187H82V185H83V183H81V181H78V182H75V180H73L75 183H72L73 181ZM82 180V179H81ZM83 180H82V182H83ZM85 180V181H86ZM89 180H90V178H89ZM88 180V181H89ZM1 181V180H0ZM6 181V180H5ZM22 181H23V183H22ZM48 181V180H47ZM46 180H45V182L43 183L42 182V185H44L43 187H45V190L44 191H46V193L49 191V189H51V187H52V191H51V196H53L54 195V193H52L53 191H54V188H53V186H50L49 184H48V182H47ZM54 181H56V178H54ZM64 181V180H63ZM65 181H64V183L63 184H61V185H67V183H65ZM52 182V181H51ZM59 182V181H58ZM93 182H94V184H93ZM148 182V183H147ZM41 183V182H40ZM52 183H54V184H56V182H52ZM72 183V184H71ZM86 183V182H85ZM90 183V184H89ZM119 183V182H118ZM121 183V182H120ZM119 183V184H120ZM121 183V184H122ZM51 184V183H50ZM122 184V185H123ZM41 185V184H40ZM46 185H49V186H46ZM53 185V184H52ZM69 185H67L68 187H70ZM87 185V184H86ZM121 185V186H122ZM148 187H147V186ZM55 186V185H54ZM89 186H87V188H91V187H89ZM120 186V185H119ZM124 186V185H123ZM22 187V188H21ZM42 187V186H41ZM46 187H47V189H46ZM59 187V186H58ZM147 187V188H146ZM150 187V188H149ZM19 188V189H18ZM49 188V189H48ZM72 187H70L69 189H71ZM73 188H74V186H73ZM83 188L85 189V187L83 186ZM118 188H120V187H118ZM56 189V193H57V187L55 188ZM74 189H76V188H74ZM124 189V187H123V191L125 190ZM153 190V192H150V190ZM25 190V189H24ZM60 190H61V187H60ZM59 190V191H60ZM66 190V189H65ZM77 190V189H76ZM82 190V189H81ZM87 190H89V189H87ZM115 190H117V188H115ZM149 190V192H148V194L149 193H151V194H149L148 196H150L149 198H147L148 196L146 195L147 194V191ZM119 191V193H121L122 194V190L121 189H118L117 190V192ZM126 191V190H125ZM127 191V192H128ZM146 192V193H145ZM55 193V194H56ZM59 193V192H58ZM57 193V194H58ZM61 193H64V195H66L65 194V192H61ZM60 193V194H61ZM69 193V192H68ZM71 193V192H70ZM57 194L55 195V196H53L54 197V199L53 200H55V197H57ZM60 194H59V198L56 200V202H59V199H61L60 198ZM114 194H115V192H114ZM120 194V195H121ZM201 194V193H200ZM48 195V194H47ZM49 195H50V192H49ZM112 195V194H111ZM116 195V194H115ZM115 195H114V197L113 198H118V197H115ZM119 194H117V196H120ZM44 196V195H43ZM61 196H63V194L61 195ZM154 196V195H153ZM200 196V195H199ZM198 196V197H199ZM112 198V199H113ZM121 198V197H120ZM119 198V199H120ZM130 198V199H129ZM153 198V197H152ZM45 199H47V197L45 198ZM49 199H50V197L48 198V201H49ZM63 199H64V197H63ZM62 199V200H63ZM66 199V200H65ZM65 201H66V203L65 204H69V208H71V210L73 209H76V208H80V216H79V219L76 221V220H68L67 221V218L65 219V223L63 222V220L64 219H62V222H63V226L61 225L62 223L59 221H57V225H55V227L56 226H58L60 223V225H59V227L60 226H62L61 228H57V232H58V234L60 235L59 237H62V238H65V239H70V234H71V236H72V234H75L76 233V231H79L78 232V234L77 235H75V239H81V241L83 240V241H85L84 242V246L86 245V247L85 248H87V249H95V251L94 250H91L92 251V253L93 254H91V256L92 257H96V258H92V257H90L89 258V261H88V258H86L87 257V255L89 254H85V252H86V250H84L82 247V244H83V241H82V244H81V249H83V251H85L84 253H82V254H84V256H86L85 258H83V256H82V259H80L81 261H80V263L79 264H96V261H97V264H108L107 263V260H109L110 258H111V256H108V254H106V253H103L102 254V251L104 250V251H107V248H109V247H107V246H109V244L111 243H109L108 241L107 242H105V241H103V243H101V241L100 242H98L99 240H98V238L96 237V235L97 234H95V233H92V234H94L95 235V237L97 238V241L96 240H94L95 239V237L91 240L90 238H89V234H88V231H90V229H91V227L92 226H96L97 227V225H99V222H103L102 220L101 221H99L98 222V224L97 225H93L92 223L94 222V218L92 219V217H90V215L92 216V213H93V211H89V210H91L90 208H91V206L89 205V202L87 201V200H85V201H87V202H85L84 201V199L82 200V202H81V204H80V207L79 206H76V197H75V199H74V197L72 196V197H70L69 195H68V198H66L65 197ZM87 199V198H86ZM149 199V200H148ZM43 200H44V198H43ZM62 200H60V201H62ZM116 199H114V201H115ZM118 200V199H117ZM203 200V199H202ZM202 200H198L199 202H197L198 204L200 203V202H202ZM52 201V200H51ZM51 201H50V203H51ZM65 201H63V204H64V202ZM153 202L155 201V200H152ZM196 201V200H195ZM56 202H55V204H56ZM113 202V201H112ZM116 202V201H115ZM114 202V203H115ZM120 202H123V201H117V203H120ZM46 203V202H45ZM113 203V204H114ZM116 203V204H117ZM128 203V204H129ZM196 203V204H197ZM40 204V203H39ZM52 204V203H51ZM63 204H61L62 206H63ZM65 204H64V206H65ZM71 204V205H70ZM115 204V205H116ZM123 204V203H122ZM127 204V203H126ZM195 204V205H196ZM43 205V204H42ZM42 205H41V207H42ZM54 205V204H53ZM52 205V206H53ZM59 205H60V203H59ZM158 205V204H157ZM157 205H156V207H157ZM200 206H201V204H199ZM44 206L46 207V204H44ZM49 206V205H48ZM51 206V205H50ZM117 206V205H116ZM123 206V205H122ZM155 206V205H154ZM56 207V206H55ZM68 206H66V207H64V208H67ZM101 207V206H100ZM47 208V207H46ZM56 208H58V207H56ZM114 208H115V206H114ZM153 209H151V210H158L157 208H155L154 209V207H152ZM38 209V208H37ZM55 209V208H54ZM54 209H52V210H54ZM61 209H62V207L60 208V211H61ZM39 210V209H38ZM41 210H42V208H41ZM40 210V211H41ZM51 210V211H52ZM58 210V209H57ZM64 210H66L65 211V213L67 212V209H64ZM63 210V211H64ZM93 210V209H92ZM156 210L153 212L154 214H155V212H156ZM198 210V209H197ZM49 211V210H48ZM56 211V210H55ZM55 211H53V212H51V214L52 213H54ZM59 211V210H58ZM128 211H130V213H128ZM203 211V212H202ZM211 210H209L206 214H204V210H201L200 212H202V214H203V216L202 217H197V218H199L197 221L200 223V232H201V234H202V236H201V240H203V242H201V246H200V249H201V253L204 255H207L208 256V258H210V262H209V264H214L215 263V261H216V258H215V255H217V252L216 251H218L219 250V244H218V241H219V239L222 237V234L220 233V231H223L224 232V230H226L227 228H230L231 227V222H226V223H223L221 220L222 219H225V217H223V216H217L214 220L212 219V217L214 218L216 215L213 213V210L211 211L212 213H213V215H215V216H213V215H211L212 217H210V214H208V213H211L210 212ZM34 212V211H33ZM69 212V211H68ZM152 211H150L149 213H151ZM205 212H206V210H205ZM39 214V212H35V214H33V215H36V214ZM50 213V212H49ZM61 213V212H60ZM62 213H64V212H62ZM73 213H75V210H74V212ZM72 213V214H73ZM99 213V211H97V214L99 215V217H100V214ZM117 213V214H116ZM128 213V214H127ZM153 213H151V214H153ZM199 213V212H198ZM198 213L196 214V216L198 215ZM211 213V214H212ZM50 214V215H51ZM71 213H70V215H72ZM108 214V215H109ZM150 214V215H151ZM200 214V213H199ZM201 214V215H202ZM209 216H208V215ZM221 214V213H220ZM223 214V213H222ZM44 215V214H43ZM53 215H55L54 217H56V216H59V215H56V212H55V214H53ZM53 215H51V217L53 218ZM67 215V214H66ZM74 215H76V214H74ZM97 215V216H98ZM106 215H105V217H106ZM119 215V216H118ZM201 215H198V216H201ZM259 215V214H258ZM262 215V217H264V215L263 214H261ZM37 216V215H36ZM36 216H34L35 218H36ZM41 216V215H40ZM62 216H63V214H62ZM61 216V217H62ZM65 216V215H64ZM63 216V217H64ZM110 216V215H109ZM38 217V216H37ZM43 217V216H42ZM62 217V218H63ZM66 217V216H65ZM64 217V218H65ZM73 217V216H72ZM71 217V218H72ZM80 217H81V220H80ZM98 217V218H99ZM111 217V218H112ZM118 217H119V219H118ZM261 217V218H262ZM39 218V217H38ZM58 217H56V219H57ZM114 218V217H113ZM112 218V219H113ZM116 218H114V220L116 219ZM260 218V217H259ZM259 219V220H257L259 223H257V225L259 226V230H256L255 232H257L258 234H252L249 238L251 239L250 240V242H249V245H247L246 247L244 246H235V245H231V244H233L234 242H235V240L232 238V239H228V247H227V249H228V251H229V256H231V257H237V255L239 256V257H243V258H245L244 260H247V263L246 264H259L260 263V260H261V258H262V256H261V246L263 245V243L260 245V246H258L261 242H262V240H261V236L259 235V233L262 231V233H264V220H262V219ZM46 219V218H45ZM59 219H61V218H59ZM97 219V218H96ZM108 219V218H107ZM125 219V220H124ZM153 219V218H152ZM39 220V219H38ZM50 221H51V218L49 219ZM55 220V219H54ZM58 220V219H57ZM148 220V219H147ZM149 220H151L150 218H149ZM44 221V220H43ZM56 221V220H55ZM93 221V222H92ZM97 221V220H96ZM112 221V220H111ZM116 221V220H115ZM145 221H146V223H145ZM154 220H152V221H150V225H151V222H152V224H154V222H153ZM212 221V222H211ZM104 222H106V221H104ZM118 222V223H119ZM52 223H53V221H52ZM56 223V222H55ZM59 223V224H58ZM67 223V224H66ZM97 223V222H96ZM109 223V222H108ZM108 223H105V225L107 224V225H109ZM111 223V222H110ZM112 223H114V222H112ZM116 223V222H115ZM50 224V225H49ZM35 225V224H34ZM48 227H51V223L49 222V223H47L46 224ZM45 225V226H46ZM105 225H104V227H105ZM107 225H106V227H107ZM115 225V224H114ZM47 226H46V228H47ZM100 226V225H99ZM123 226V227H122ZM103 227V228H104ZM109 227V228H110ZM115 226H113V228H114ZM153 227V226H152ZM226 227V228H225ZM45 228V227H44ZM40 229V228H39ZM94 229H95V227H94ZM99 229V227L98 228H96L95 230H98ZM110 229V230H111ZM151 229V227L150 228H148V230H150ZM35 230V231H34ZM53 230H56V229H52V232H53ZM94 230V231H95ZM100 230V229H99ZM104 230V229H103ZM152 230V229H151ZM150 230V231H151ZM246 230V229H245ZM106 231H107V229H106ZM105 231V235L107 234L108 235V233ZM42 232V231H41ZM56 231H55V233H57ZM91 232H92V230H91ZM96 232V231H95ZM101 232V231H100ZM110 232H112V231H110ZM110 232H109V234H110ZM242 232V231H241ZM43 233H42V236H43ZM48 233V232H47ZM38 234V233H37ZM102 234H104V233H102ZM113 234V233H112ZM6 235V236H5ZM100 235V234H99ZM104 235V236H105ZM111 235V234H110ZM150 235H151V233H150ZM232 235H234V234H232ZM58 236V235H57ZM92 236V235H91ZM101 237L100 238H102V235H100ZM109 236V235H108ZM147 236V235H146ZM53 237V236H52ZM93 237V236H92ZM110 237V236H109ZM144 239V240H143ZM59 241H61V240H59ZM59 241H57L58 242V244H59ZM63 242V241H62ZM238 242V241H237ZM49 243H50V241H49ZM61 243V242H60ZM53 244V243H52ZM63 244V243H62ZM143 244V245H142ZM45 245V246H46ZM57 244H55V246H56ZM75 245V244H74ZM74 245L72 244L71 246H73L74 247ZM59 246V245H58ZM57 246V247H58ZM64 246V245H63ZM62 246V249L64 248ZM68 246H70V245H68ZM70 246V247H71ZM79 246V245H78ZM129 246V247H128ZM47 247V246H46ZM70 247H68L69 249H71ZM75 247H77V244L75 245ZM74 247V248H75ZM107 247V248H106ZM47 248H49V246L47 247ZM60 248V247H59ZM59 248H57V250L60 252V250H59ZM73 248V249H74ZM45 249V250H44ZM56 249V248H55ZM61 249V251H63ZM80 249V250H81ZM65 250V249H64ZM78 250V248H76V250L74 249V250H72V252L74 251V252H76ZM132 250V251H131ZM141 250V251H140ZM142 250H144L143 252H142ZM63 252H65V251H63ZM74 252H73V255H71V257L73 258V256H74V258H75V254H74ZM87 252H89V251H87ZM126 252V253H127ZM62 253V252H61ZM94 253H95V256H93L94 255ZM66 254V253H65ZM69 254H72V253H69ZM105 254H106V256H105ZM109 254H111V253H109ZM112 254H115V253H112ZM66 256H69V255H66ZM113 258H114V260L112 261V264H124V262L122 261V259L120 258V260L122 261V263L119 261V258H115L114 256H112ZM122 257V256H121ZM124 257H125V255H123V260H124ZM2 259H3V257H2ZM143 259H145V257L144 258H142V260ZM169 259V258H168ZM172 259V258H171ZM171 259H169V260H171ZM92 261V263H90L91 261ZM174 260V259H173ZM138 261V260H137ZM143 261H145V260H143ZM161 262H162V260H161ZM160 262V263H161ZM164 262V261H163ZM166 262V261H165ZM142 264H146L147 262L145 261V263H143V262H141ZM167 263V262H166ZM166 263H164V264H166ZM169 263H170V261H169ZM173 264H175L176 263V260H174L173 262H172ZM0 264H1V262H0ZM11 264V263H10ZM136 264V263H135ZM140 264V263H139Z\"/></svg>",
    "mask_w": 264,
    "mask_h": 264
},
{
    "label": "built area",
    "instance_id": "3",
    "mask_svg": "<svg viewBox=\"0 0 264 264\" xmlns=\"http://www.w3.org/2000/svg\"><path fill=\"white\" fill-rule=\"evenodd\" d=\"M4 10L0 15L1 21L7 26L8 31L19 45H24L36 37L37 21L28 12L23 10L24 0H1ZM1 32V29H0ZM0 74L11 88L12 95L19 99L28 94L26 87L20 81L21 67L12 56L0 61ZM42 79V78H41ZM4 220L0 222V235L8 232L12 238L16 237L19 229L17 220L12 210L6 209ZM244 231L243 228H240ZM6 236V235H5ZM242 242L246 241V235L239 236Z\"/></svg>",
    "mask_w": 264,
    "mask_h": 264
}]
</instances>
